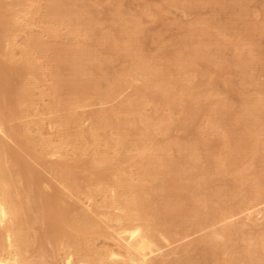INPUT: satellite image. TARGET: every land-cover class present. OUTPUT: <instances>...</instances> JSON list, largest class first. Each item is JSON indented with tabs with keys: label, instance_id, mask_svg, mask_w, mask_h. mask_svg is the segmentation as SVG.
Masks as SVG:
<instances>
[{
	"label": "bare ground",
	"instance_id": "obj_1",
	"mask_svg": "<svg viewBox=\"0 0 264 264\" xmlns=\"http://www.w3.org/2000/svg\"><path fill=\"white\" fill-rule=\"evenodd\" d=\"M4 0H0V30H1V35L3 36V39H7V37L9 36L10 33L13 32V34H10V37H12L11 35H14V32L17 33L16 31H22L20 29H23V26L25 27H28V23H21V19L19 18V16L16 14V12L13 13L11 16L9 15L8 19H6L5 21V14H9V12H4L7 11V9H5L4 7V3H3ZM23 1V0H22ZM52 2L51 3H48L50 5L49 7V11L48 9L47 10V16L46 19L49 18V22H55V24L57 23H61L63 25H65V27H67L68 29L65 30V31H73L75 30L74 32L76 33L78 30V24L76 25L75 22L78 21L80 18V20H82V17H83V13H76L74 12V8L72 9V7H69L73 5L74 7V3L75 2H80V1H73V0H68L69 3H64L63 1H60V0H51ZM66 1V0H65ZM85 1V0H84ZM92 1V0H91ZM104 1V0H103ZM107 1V0H106ZM111 1V0H110ZM172 1V0H171ZM170 1V3H172ZM175 0H173L174 2ZM182 2L184 0H181ZM192 1V0H190ZM198 1V0H196ZM202 1V0H200ZM199 1V2H200ZM205 1V0H203ZM210 1V0H208ZM216 1V0H215ZM211 2L212 3H219V2ZM219 1V0H218ZM221 1H224V0H221ZM243 1V0H242ZM50 2V0H49ZM67 2V1H66ZM176 2L178 3V1L176 0ZM180 2V1H179ZM181 2V3H182ZM227 2V0H226ZM237 2H239L237 0ZM16 3V2H15ZM22 3V2H21ZM82 3V2H80ZM103 3V2H102ZM169 3V2H168ZM177 3H173L174 6H176ZM180 3V4H181ZM194 3H195V0H194ZM198 3V2H197ZM79 4V3H78ZM179 4V7H181L183 4L185 6L186 4V1L185 3H183L181 6ZM193 4V2L190 3V5ZM247 4V3H246ZM36 5V4H35ZM163 5V4H162ZM168 5H172V4H168ZM167 5V7H168ZM197 5V4H196ZM200 5V3H199ZM250 5V4H249ZM12 6V5H11ZM40 6V5H39ZM68 6V7H67ZM82 6V4H81ZM86 6V5H85ZM164 6V5H163ZM209 6V5H208ZM240 6V5H239ZM32 7V6H31ZM76 8H78V6L76 5L75 6ZM88 7V6H87ZM166 7V8H167ZM189 7V5H188ZM193 7V6H192ZM194 7H197V6H194ZM220 7V6H219ZM17 8V7H16ZM37 8V7H36ZM68 8V9H67ZM177 8V7H176ZM229 9V7H227ZM233 8V7H232ZM250 7H248L249 9ZM33 9V8H31ZM82 9V8H81ZM85 9H87L85 7ZM120 9V8H119ZM189 10H192V8H188ZM210 9V8H209ZM217 9V8H216ZM242 9V7H241ZM14 10V9H13ZM19 10V9H18ZM21 10V9H20ZM78 10V9H77ZM88 10L89 7H88ZM87 10V11H88ZM162 10V9H161ZM166 10V9H165ZM222 10V9H221ZM237 10V9H236ZM16 11V10H15ZM25 11V10H24ZM86 11V10H85ZM84 11V15H86ZM92 12H94L93 10H91ZM184 11V10H183ZM186 11V10H185ZM194 11V10H193ZM227 11V10H226ZM246 11V10H245ZM23 13V11H20ZM18 11V13H20ZM213 12V11H212ZM221 12V11H220ZM224 12V11H223ZM242 12L245 14L244 12V9H242ZM5 13V14H4ZM31 13V12H30ZM121 13V12H120ZM166 13V12H165ZM184 13V12H183ZM189 13V12H188ZM242 13V15H243ZM247 13V12H246ZM93 14V13H92ZM23 15V14H21ZM225 15V14H224ZM234 15V14H233ZM237 15V14H235ZM37 16V15H36ZM90 16V15H89ZM128 16V15H127ZM26 18V15L24 16L23 15V18ZM97 17V16H96ZM118 17V16H117ZM116 17V18H117ZM22 18V17H21ZM88 18V16H87ZM86 18V20H88ZM91 18V17H90ZM131 18V17H130ZM217 18V17H216ZM237 18V17H236ZM243 18V16H242ZM40 19V18H39ZM112 19V18H111ZM115 19V18H114ZM233 19V18H232ZM240 19V18H239ZM24 19H22V22H23ZM26 20V19H25ZM94 20V17L93 19ZM117 20V19H116ZM234 20V19H233ZM27 21V20H26ZM89 21H91V19H89ZM118 21V20H117ZM124 21V20H123ZM211 21V20H210ZM225 21V20H224ZM48 22V21H47ZM82 22V21H81ZM85 22V21H84ZM83 22V23H84ZM94 22V21H92ZM218 22V21H217ZM239 22V21H238ZM30 23V22H29ZM44 23V22H43ZM82 23V24H83ZM87 23V21L85 22ZM91 22H89L90 24ZM95 23V22H94ZM93 23V24H94ZM127 23V22H126ZM133 24V21L131 22ZM206 25H207V22H205ZM212 23V22H210ZM208 23V24H210ZM7 24V25H6ZM28 24V25H27ZM32 24V23H31ZM45 24V23H44ZM80 25L82 26L83 29L81 30H84V29H90L92 27H86L87 25H89L88 23L86 24L85 27H83V25ZM121 24V22H120ZM119 24V25H120ZM124 24V23H123ZM122 24V25H123ZM128 24V23H127ZM126 24V25H127ZM220 24V23H219ZM224 24V23H223ZM222 24V26H223ZM46 25V24H45ZM51 25V23H50ZM11 26V27H10ZM53 26H54V23H53ZM56 26V25H55ZM54 26V27H55ZM59 26V25H58ZM128 26V25H127ZM137 26V22L134 24V26H131V28L133 27L134 31L135 30H139L138 27L136 29ZM212 26V25H211ZM226 26V24L224 25ZM25 27V28H26ZM30 27V26H29ZM57 27V26H56ZM62 27V26H61ZM59 27L61 30L62 28ZM64 27V28H65ZM130 27V26H128ZM127 27V28H128ZM210 27V26H209ZM213 27V26H212ZM13 28L14 30H16L18 28V30L16 31H13ZM49 29V27H47ZM52 27L50 26V29ZM93 28H96V23H95V26ZM92 28V30H93ZM120 28V27H119ZM124 28H125V24H124ZM123 28V29H124ZM125 29L127 30L126 32H129L132 31L131 29ZM192 28V27H191ZM216 28H218V26H216ZM215 28V29H216ZM219 28H221L219 26ZM225 28V27H223ZM221 28V30L223 29ZM45 29V28H44ZM47 30L48 32H51V30ZM117 30V33H120L121 34H118V36L120 35L123 40H125L126 38L123 37V32L122 31H125V30ZM200 30V28H197V30ZM207 29L209 30L208 26H207ZM212 29V28H210ZM226 29V28H225ZM259 29V28H257ZM256 28H249L248 31L251 32V31H256L257 30ZM59 30V29H58ZM64 30V29H63ZM92 30H89L92 31ZM110 30V29H109ZM130 30V31H129ZM196 30V31H197ZM197 31V32H201V31ZM203 30V29H202ZM219 30V29H218ZM227 30V29H226ZM57 31V30H56ZM87 31V30H85ZM114 31V30H112ZM145 31V30H144ZM212 31V30H211ZM220 31V30H219ZM247 31V30H245ZM263 31V30H262ZM58 33H60L59 31H57ZM62 32V31H61ZM71 32H69L71 34ZM81 32V31H80ZM208 32V31H207ZM21 33V32H18V34ZM46 33V32H45ZM54 33V29L52 28V32L47 36H50ZM68 33V34H69ZM73 33V32H72ZM85 33V32H84ZM94 33V32H93ZM136 33V32H135ZM138 34L140 33L139 31L137 32ZM145 32H143L144 34ZM191 33V32H190ZM204 33V32H203ZM224 33V32H223ZM246 33V32H244ZM253 33V32H252ZM251 33V34H252ZM56 34V33H55ZM81 33H79L80 35ZM112 34V33H111ZM114 34V33H113ZM125 34V33H124ZM131 34V33H130ZM200 34V33H199ZM209 35V32L206 33ZM217 34V32H216ZM215 34V35H216ZM222 34V33H220ZM250 34V35H251ZM260 34V33H259ZM72 35V34H71ZM77 35V34H76ZM86 35V34H84ZM83 35V37H84ZM89 33H87L86 36H88ZM90 35H92V32L90 33ZM95 35V34H94ZM102 34H100L99 36H101ZM107 36L104 37L103 40H101L103 43L101 46L103 47L104 45L107 46V50L109 51V53H115V56L116 54L118 55V50L121 51L120 49V46L122 45V43L124 44V42H122L123 40L118 37V39H114L111 37V35L109 36L108 34H106ZM123 35V36H122ZM131 35L132 38H135V36H137L135 34L132 33ZM188 35V34H187ZM186 35V36H187ZM196 35V34H194ZM198 35V34H197ZM207 35V36H208ZM219 35V34H218ZM247 35V33H246ZM17 34H15V37L14 38H17L16 37ZM21 36V35H19ZM59 36V35H58ZM81 36V35H80ZM85 36V37H86ZM113 36V35H112ZM115 36V35H114ZM126 36V34H125ZM200 36V35H199ZM79 37V36H78ZM93 37V35H92ZM97 37V36H96ZM128 37V36H127ZM142 37V36H141ZM193 37V36H192ZM250 37V36H248ZM252 37V36H251ZM260 37V35H259ZM13 38V37H12ZM88 40H90L91 36L89 37H86ZM119 38L122 40L121 43H120V46H119ZM125 38V39H124ZM131 38V37H130ZM130 38H127V44H131L133 43V41H137L139 43L140 46H143L140 44V40L138 41L137 38L135 39H130ZM187 38V37H186ZM184 38V39H186ZM204 38V36H203ZM213 38H216L215 36H213ZM212 38V40H213ZM222 38V37H221ZM34 39V38H33ZM85 39V40H87ZM129 39L131 40V43H129ZM198 39V38H197ZM202 37L199 39L201 40ZM217 39V38H216ZM220 39V38H218ZM217 39V40H218ZM250 39V38H248ZM9 40V39H8ZM11 40V39H10ZM7 41L9 43V47H7V50L8 52L6 53V56H8L10 58L9 63H12L13 64V58L11 56V54L13 55L15 49L18 47L16 42L12 41L10 42ZM32 40V39H31ZM74 40V39H73ZM93 40V39H92ZM91 40V41H92ZM96 40V39H95ZM94 40V41H95ZM133 40V41H132ZM198 40V42H199ZM215 40V39H214ZM229 40V39H228ZM4 40H2V38H0V45H3V42ZM97 41H99V39H97ZM96 41V43H97ZM145 41V40H144ZM184 41V40H183ZM189 41V40H187ZM185 41V42H187ZM201 41H205L204 39L201 40ZM200 41V43H201ZM231 41V40H230ZM259 41V40H258ZM6 42V40H5ZM6 42V43H7ZM28 42V41H27ZM75 42V41H74ZM80 42H82L80 40ZM134 42V43H135ZM136 42V45H138ZM211 42V41H209ZM213 42V41H212ZM218 42V41H217ZM240 42V41H239ZM250 42V41H249ZM33 43V42H32ZM87 45L89 46V43L86 42ZM86 43H82V46L85 45ZM92 43V42H91ZM90 43V44H91ZM95 43V46L97 47L98 45H96ZM100 43V41H99ZM143 43V42H142ZM146 43V41H145ZM182 43V42H181ZM207 42L205 41V44ZM257 43V42H256ZM46 45V43H44ZM42 44L41 45V42H38L37 40H34V44L31 45V47L41 53H44V51H46V46L44 47ZM191 44V43H190ZM199 44V43H198ZM214 44V42H213ZM217 44V43H216ZM221 44V47H227V44L226 43H223V42H219V45ZM232 44H234L232 42ZM260 44V43H259ZM138 45V46H139ZM183 45V44H182ZM207 45V44H206ZM215 45V44H214ZM235 45V44H234ZM232 45V47L234 46ZM237 45V44H236ZM239 45V43H238ZM254 45V44H253ZM4 46V45H3ZM86 46V47H88ZM92 46V44H91ZM90 46V47H91ZM124 46V45H123ZM123 46L121 48H123ZM131 46L133 47V44H131ZM185 46V44H184ZM202 46V44H201ZM209 46V45H208ZM207 46V47H208ZM217 45H215L214 47H216ZM29 47V46H28ZM48 47V46H47ZM75 47V46H74ZM79 47V48H78ZM76 47L75 49H69L67 51L66 54H63L65 50H62V53L63 55H60V56H57L59 57V59L56 58L55 56V60L57 61V69H59V72L56 73V83H55V91H56V94H55V97H58L61 98V94L64 95L65 93L63 92V90H66L67 91V95H69V98H71L70 96H75V98L77 96L80 95V93H82L81 95H85L88 91H92V92H95L97 91L98 89H100V86L101 84L105 81L107 82H110V77H109V74H108V71L110 70L111 71V75L112 74H115V75H118L117 73H112V68L110 65V63H107L106 64V68H104L103 64L104 62H98V59L99 58V55L96 54V52L92 51V53H94V55L96 54L97 56H92L91 53L89 54L88 52H90V50H84L82 48L83 51H75L77 48L80 49L81 45ZM85 47V46H83ZM128 47V46H127ZM135 47V46H134ZM146 47V46H145ZM182 47V46H181ZM189 47V46H188ZM204 47H206L204 45ZM202 47V51L200 53L203 52V49H206ZM213 47V46H212ZM218 47V46H217ZM220 47V46H219ZM222 47V48H223ZM229 47V46H228ZM227 47V50L229 49ZM235 47V46H234ZM5 48V47H3ZM27 49V47H25ZM30 48V47H29ZM98 48V47H97ZM101 48V47H100ZM105 48V47H104ZM138 48V47H136ZM135 48V49H136ZM198 48V47H197ZM231 48V46H230ZM21 49V48H20ZM103 49V48H102ZM209 49V47H208ZM233 49V48H232ZM239 49V48H238ZM70 50L74 51L72 53H70ZM99 50V49H98ZM117 50V51H116ZM124 50V49H123ZM128 50V48H127ZM131 50V49H129ZM133 50V49H132ZM141 50V48H140ZM167 50V49H166ZM182 50V49H181ZM194 50V49H193ZM198 50V49H197ZM214 50V48H213ZM217 50V49H215ZM218 50L221 51V48H218ZM3 51V50H2ZM25 51V50H24ZM30 51V49H29ZM36 51V52H37ZM125 51V50H124ZM143 51V48L142 50ZM140 51V52H141ZM147 51V50H146ZM196 51V50H195ZM194 51V52H195ZM210 51V50H209ZM208 50L207 51H204L203 54H206V52H209ZM48 52V51H47ZM139 51L135 50V53L131 52L129 53L130 56H127L126 58L129 60V57L130 59L133 61V64L134 62L136 63L135 66H139V70H141L140 72H142L141 74L144 76V78L147 79V77L151 78L152 77V74L149 72V63L148 65L146 66V63L144 62L145 59H142L141 57L144 55V54H141ZM144 52H145V48H144ZM181 52V51H180ZM218 52V51H217ZM223 52H224V49H223ZM233 52V51H232ZM49 53V52H48ZM54 53V52H53ZM98 53V52H97ZM143 53V52H142ZM198 54V52L196 51V56L195 57H201L200 55H203V54ZM214 53V52H213ZM212 53V56H214ZM221 53V52H220ZM22 54V53H21ZM58 54V52H56V55ZM100 54V53H99ZM112 54V55H113ZM141 54V55H140ZM147 54V53H146ZM160 54V53H159ZM179 54V53H178ZM181 54V53H180ZM239 54V53H238ZM101 55H103L101 53ZM100 55V56H101ZM111 55V56H112ZM128 55V54H127ZM177 55V54H176ZM184 55H187V54H183L182 53V56ZM189 55V53H188ZM192 55V54H191ZM190 55V57H191ZM248 55V54H247ZM242 56L241 54V60H240V67H242V72L244 74H246V70L248 69V66L250 65L251 63V60H252V57L250 56ZM261 55V54H259ZM4 55L0 53V264H52L50 262V259L49 257L47 256V252H46V247L47 245L49 246H52V248L54 247H67V249L69 250L66 255V259H65V263L64 264H163V263H159V261L157 262V260L155 259V256L157 255V253L161 252L162 250V247L161 245H163L161 242H163L161 240L164 239V240H169L168 238V235L171 234V231H169V229L172 227V224L170 225L169 223L171 222H177V216L179 214V216L183 213L186 214H189L188 216H195L193 218H191V222H194V219L197 218L196 222L194 223H189L187 224V226H185L186 224H184V229H186L187 233L191 232V231H188V230H192V231H195L197 232L198 230H204L206 231L205 229H207V231L209 230V228L211 229L208 233H206V235H202L201 238L199 239H196L194 242H191L193 245L192 247L195 248L196 250H199L198 253L200 254L201 252V256L197 259V260H192V262L189 260L188 258V261L186 260H183L181 261V263L178 262V259H177V262H174V264H207V262L210 260L209 257L211 256H214L216 255L218 251V249L221 248H224V247H229L231 246L229 243L232 242V239H233V236L235 234H239V232H241V229L238 227L239 225H236V223L234 222H231L229 220H231L233 218L232 214L233 213V206L236 205L237 207H241V209L245 207H243V205L248 202V198L250 197V200H253V201H264V154H262V150L264 149H258V148H251L253 147V145L255 146V144L257 145L261 140H258L257 138L260 137V135H262L261 133H264V127L261 128L263 125H264V100H260V101H257V100H253V99H249L251 97H249L248 99L246 98L245 101H242L243 102V108L240 109L241 112L238 114H236V116H234L235 114L233 113V110H232V105L230 104H227L228 106H230L229 108H226V107H221V109H219V107L217 108V110H220V112H216L215 111V114L212 110H210L213 114L215 115L214 118H216L217 120V117H218V123L220 124L221 126V129L223 128L225 130L222 129V133L224 134V139L225 140H221L223 144H225L226 142H229L227 144L226 147H230L229 144L230 142L233 141V143L235 144L234 145V148L233 149V153L230 154L232 151V148L231 150L229 151V156L226 157L225 155V158H222V157H219V158H215L213 156V154L217 155L216 153H212L210 150V148H212V151L214 146L210 147V143L208 145V143L205 144L206 146V149H205V156H204V153L201 154L202 150H200V147L199 145H195L194 148L192 146H190L189 149L193 150V149H197L199 150L198 152H201L199 155H197L195 153V150L193 151H189L188 150L187 153L186 151H184V154L186 153V155L183 156L181 150H184V148H180L181 150H177L179 151V153H181L180 157H178L176 160L177 161H174L173 163H175L176 165V162H177V165L174 167V169H172V167H167L168 164H169V158L168 156L166 155V148L169 149H172V148H176L175 143H173V145H169L168 144H165L167 145L168 147L166 146H162V152L161 154H158L156 155V153L159 152L158 148L157 150L155 149V153L153 154V148L152 146L150 147H142V148H137L136 147V151L141 149V151L138 152V156L137 158H133L134 160H138V157H139V160L140 163H144L143 160L141 158H143L144 160L150 162L153 164L154 162V165H158V169H156L157 167H154V169L158 170L157 172H161V174L159 175V173H157L158 175L157 176H152V178L149 180V178H146V172L147 171H139L137 172V174H133L134 172H131V174H129V170L126 169L124 171V169L122 170L121 169V165L119 166L118 163L120 164V160L121 158L119 159H116L118 157L117 155L115 157L114 153V160H117V161H114L113 159L109 158V157H113V155H110V156H107V157H104V158H101V157H97L96 153L94 152L95 149L91 146V150L92 148L94 149V151L92 152L89 148V146H86L85 148H81V149H78L81 147V145L78 146L77 149H75L77 147V145L75 146V154H73L74 152H71V154L75 155L73 159H71V162L73 164H71L70 159L71 156L70 154L68 155V153L65 154L67 155L65 157V154H61L63 155L65 158H63V156H61L59 153H60V150L58 148V144H57V148L56 147H53L55 149H53L52 151H48V148L50 147V144L49 142H45L43 139L41 138H36L35 137H31L29 136V130L26 129V128H23L21 127L22 125L20 124V121L19 120H23V117H26L24 115H27L29 112V107L31 108L30 105H32V102H30L29 104V100L32 101L33 99L30 98L33 97L31 92H33L32 90L35 89L39 83V78H38V74H37V69L40 70V68L37 67V65L35 64V59H33V57H31V53L28 52V51H25L22 55H21V61H18L21 63L22 66H24V68L22 69V71H16L17 72V75H10L9 72L11 70V67H13V65L9 64V72H7L5 69H6V66L4 65V63L1 61L2 57ZM48 56V55H47ZM150 56V55H149ZM158 56V59L160 58L159 55ZM173 56V55H170V57ZM206 57H203L202 58H206V60L204 61H207L209 57H212V56H209V55H205ZM215 56L217 57L216 60L220 59L219 62H223L222 58H219L217 56V54H215ZM222 57V55H220ZM236 56V55H235ZM16 57V55H15ZM105 57V56H104ZM114 56H112L113 58ZM119 57V56H117ZM145 57V56H144ZM143 57V58H144ZM177 57V56H175ZM195 57L193 59V57L189 58L190 61L193 62V60H195ZM239 57V55H238ZM102 58V57H101ZM109 58V57H108ZM124 59L125 56L123 57ZM154 58V56H153ZM173 58V57H172ZM106 60V58H104ZM147 59V58H146ZM162 59V58H161ZM178 60L179 59H185L184 57H180V58H177ZM187 59V58H186ZM185 59V60H186ZM196 59H199V58H196ZM211 60H215L214 57L210 58ZM209 59V60H210ZM6 60V61H7ZM19 60V59H18ZM51 60V59H50ZM54 60V61H55ZM100 60V59H99ZM103 61V59H101ZM109 60V59H108ZM113 60V59H112ZM111 60V61H112ZM122 60V59H121ZM119 60V61H121ZM127 60V61H128ZM166 60V59H165ZM55 61V62H56ZM110 61V62H111ZM125 61V60H124ZM182 61V60H180ZM195 61H198V60H195ZM231 62V60H229ZM239 61V60H238ZM238 61L236 62V58H235V61L234 63H238ZM130 62V60L128 61ZM178 63V61H176ZM184 62V60H183ZM187 62V61H186ZM199 62V61H198ZM212 62V61H210ZM216 62V61H214ZM214 62H212L210 65H212ZM18 63V64H20ZM120 63V62H119ZM174 63V62H173ZM181 63V62H180ZM190 63V62H188ZM188 63H187V66H188ZM194 63V62H193ZM196 63V62H195ZM202 60H200V64L199 66H202ZM207 63V62H206ZM224 63V62H223ZM233 63V64H234ZM238 63V64H239ZM255 63V62H254ZM53 64V63H52ZM183 64V63H182ZM191 64V63H190ZM204 64V63H203ZM215 64V63H214ZM213 64V65H214ZM217 64H220L217 62ZM217 64H215V67H217V70L218 68L220 67V69L222 70L223 69V64H220L222 66H216ZM228 64V63H227ZM231 64V63H229ZM232 64V65H233ZM238 64H236L238 66ZM119 65V64H118ZM151 65V64H150ZM175 65V64H174ZM180 65V64H179ZM198 65V64H197ZM235 65V64H234ZM16 66V65H15ZM133 66V65H132ZM132 66L130 67L129 65V68H128V72H130ZM133 66V67H135ZM163 66V65H161ZM170 64H169V68H170ZM183 66V65H182ZM192 66V65H191ZM204 66V65H203ZM207 66V65H206ZM150 70H152L153 67L155 66H150ZM157 67V66H156ZM165 67V65H164ZM173 67V66H172ZM171 67V68H172ZM178 66H176L177 68ZM213 67V66H211ZM233 67V66H232ZM264 67V66H263ZM14 68V67H13ZM17 68V66L14 68V70ZM175 68V67H174ZM186 68V67H185ZM253 68V67H252ZM18 69V68H17ZM16 69V70H17ZM21 69V68H20ZM107 69V70H105ZM136 69V68H134ZM154 69V68H153ZM225 69V68H224ZM230 69V68H229ZM66 70H69L67 71V73H71L69 74V76H67V73L65 72ZM106 72H105V71ZM127 70V69H126ZM167 70V69H166ZM184 70V69H183ZM201 70V69H200ZM220 70V71H221ZM12 71V70H11ZM63 71L65 72L64 74H66V77L62 74ZM117 71V70H116ZM156 71V70H155ZM172 71V70H171ZM186 71V69H185ZM204 71V70H203ZM216 71V70H215ZM238 71V70H237ZM241 71V70H240ZM15 72V74H16ZM39 72V71H38ZM99 72H103L104 74H100ZM123 72V71H122ZM163 72V71H162ZM187 72V71H186ZM189 72V71H188ZM192 72V71H191ZM200 72V71H199ZM205 72V71H204ZM224 72V71H223ZM25 73V74H24ZM120 73V72H118ZM131 73L132 75L134 74L133 72V69L131 70ZM136 73V71H135ZM137 73L138 70H137ZM159 73V71H158ZM173 73V72H172ZM178 73V72H177ZM203 73V72H202ZM213 73V72H212ZM241 73V72H240ZM122 74V73H121ZM126 74H127V71H126ZM129 74V73H128ZM140 74V73H139ZM174 74V73H173ZM188 74V73H186ZM221 74V73H220ZM233 74V73H232ZM231 74V75H232ZM235 74V73H234ZM242 74V73H241ZM240 74V75H241ZM140 75V76H142ZM162 75V73H160V76ZM165 75V74H164ZM185 75V74H184ZM201 75V74H200ZM226 75V74H225ZM126 76V75H125ZM131 76V75H130ZM138 76V75H137ZM156 76V75H155ZM199 76V75H198ZM224 76V75H222ZM17 77V81L19 80L20 81V88L21 89H18L16 90V86H14V78ZM87 77L88 79L84 80V78ZM165 77V76H164ZM205 77V76H204ZM241 77H246V75H243ZM121 78V75L117 78H114L112 80V82L108 83L109 84V88L105 94V98H109L111 101H112V97L118 92V89H123L122 85H126V89L127 87H129L130 85H128V80L127 82H124V78H122L121 80H123V84H121V80L119 79ZM132 78V77H131ZM135 78V77H133ZM132 78V79H133ZM139 78V77H138ZM163 78V77H162ZM174 78V77H173ZM196 78V77H195ZM203 78V77H202ZM217 78V77H216ZM222 78V77H221ZM126 79H128V76L126 77ZM156 79V78H155ZM159 79V77H158ZM220 79V77H219ZM236 79V78H235ZM41 80V79H40ZM143 80V79H142ZM177 80V79H176ZM184 80V78H183ZM218 80V79H217ZM126 81V80H125ZM131 81V80H130ZM145 81V80H144ZM159 81V80H158ZM173 81V80H172ZM180 81V80H179ZM219 81V80H218ZM233 81V80H232ZM148 82V85L145 84V82H142L143 83V86L145 84L144 87L141 86L138 87L139 89H137V96L138 98H136L137 100H129L125 105H122V111H120V108L117 113H113V111H111L112 113H108V114H104L103 112V115H99L100 116H95L94 117V125H92L93 127H89L91 128L90 130L88 128L87 131L83 130L84 128L80 127L81 130H77L78 133L77 135L75 136L76 137V140L75 141H79V140H83L85 145H89V144H95L96 142L99 143V140L102 141V138L107 140V143H111L112 141L115 142L116 144V147H119V149H122L121 150V153H123V147L125 145V142L128 141L127 140V135H131L133 133H137V135L140 134L139 138L140 140L143 141L142 138L145 139L146 141V138L149 137V140H150V136L153 137V135L155 133L159 134V131H162L164 129H166L167 131V134H169L171 130H169V128L171 127L170 124L168 127V124L167 123H164V124H167L166 127H164L163 123L161 122L160 124H155L154 122H152V118H148V117H144L145 115H143L141 113V115H139V118L136 117L138 116L136 114L139 113L138 111H135L137 109H142L144 106L142 102H144L143 100L146 99L147 97L149 98L151 96V89L150 86H149V80L147 81ZM130 83V82H129ZM155 83V82H154ZM158 83V82H156ZM155 83V84H156ZM172 83V82H171ZM187 83V82H186ZM215 83V82H214ZM18 84V83H17ZM173 84V83H172ZM171 84V85H172ZM245 84V83H244ZM161 85V84H160ZM178 85V84H177ZM185 87H190L188 86V84L186 85L184 83ZM190 85V84H189ZM111 86V87H110ZM134 86V85H133ZM169 86V85H167ZM174 86V85H173ZM181 86V85H179ZM179 86L178 89H179ZM192 86V85H191ZM220 86V85H219ZM132 87V86H131ZM158 87H159V84H158ZM172 87V86H171ZM176 86H174V88H177ZM160 88V87H159ZM159 88H157L156 91H160L159 92H154V90L152 89V93H155L153 94L154 96L158 95L160 99L163 98V100H160L161 101V105L162 103L166 102V100L164 99H167L168 100V96H170L171 94H169L167 92V88L164 86V87H161L160 90ZM191 88V87H190ZM155 89V88H154ZM170 89V88H169ZM103 90V89H102ZM183 90V89H182ZM193 90V89H192ZM214 90V89H213ZM232 90V89H231ZM20 91V92H19ZM64 93H62V92ZM101 91V90H100ZM106 91V89H105ZM103 90V92H105ZM150 91V92H149ZM173 91V90H170V92ZM175 91V90H174ZM184 91H187V88L186 90ZM13 92H14V97H13ZM61 92V93H60ZM99 92V91H98ZM149 92V93H148ZM121 93V92H120ZM136 93V91H135ZM183 93V92H182ZM194 93V92H193ZM192 93V94H193ZM79 94V95H78ZM103 94V93H102ZM101 94V96H102ZM176 94V93H175ZM195 94V93H194ZM54 95V94H53ZM104 95V94H103ZM191 95V94H190ZM229 95V94H228ZM65 96V95H64ZM62 96V97H64ZM92 96V95H91ZM117 95H115L116 97ZM157 96V97H158ZM194 96V95H193ZM211 96V95H210ZM237 96V95H236ZM261 96V95H260ZM82 97V96H81ZM80 96L77 97L75 102L76 103H80L81 105V101L82 98ZM85 97V96H83ZM94 97H95V93H94ZM94 97H91L94 99ZM152 97V96H151ZM150 97V98H151ZM157 97L156 100H157ZM173 97V96H172ZM177 97V96H176ZM180 97V96H179ZM185 97V96H184ZM191 97V96H190ZM189 97V98H190ZM234 97V96H233ZM67 97H65L66 99ZM73 98V97H72ZM71 98V99H72ZM90 98V96L88 97ZM91 98L88 100L89 102H91ZM103 98V97H101ZM154 98V97H153ZM183 98V97H181ZM180 98V99H181ZM188 98V96H187ZM232 98V97H231ZM230 98V99H231ZM264 98V97H263ZM262 98V99H263ZM108 99V100H109ZM173 99V98H172ZM198 99V97L196 96L195 100ZM60 100V99H58ZM104 100V99H103ZM102 100V101H103ZM159 100V99H158ZM191 99H189L190 101ZM200 100V99H199ZM203 100V99H202ZM57 100L55 99L54 102H56ZM61 101V100H60ZM67 101V100H66ZM72 101V100H71ZM94 101V100H93ZM146 101V100H145ZM148 101V99H147ZM154 101V99L152 100ZM172 101V100H171ZM171 101H168V102H171ZM188 101V99H187ZM192 101V100H191ZM194 101V100H193ZM192 101V102H193ZM85 102V101H83ZM176 102V100H175ZM185 102V101H184ZM191 102V103H192ZM202 102V101H201ZM201 102H199L201 104ZM240 102V103H242ZM34 103V102H33ZM62 103V102H60ZM59 103V104H60ZM65 103V100L64 102ZM60 104L59 106H64V104ZM69 103V102H67ZM87 103V102H86ZM125 103V102H124ZM148 103V102H147ZM159 103V102H158ZM187 103V102H186ZM208 103V102H207ZM226 105V102H224ZM229 103V102H228ZM239 103V102H238ZM70 104V103H69ZM85 104V103H84ZM90 104V103H89ZM88 104V105H89ZM142 104V105H141ZM151 104V103H150ZM163 104V105H164ZM180 104V103H179ZM188 104V103H187ZM186 104V105H187ZM190 104V102H189ZM193 104V103H192ZM205 104V103H204ZM202 104V105H204ZM223 104V103H221ZM50 105V104H49ZM54 105V103H53ZM79 105V107H80ZM147 105V104H146ZM160 105V104H159ZM169 105V104H168ZM176 105V104H174ZM185 105V106H186ZM226 105V106H227ZM36 106V105H35ZM66 106V105H65ZM64 106V107H65ZM72 106H74L72 104ZM87 106V105H86ZM142 106V107H141ZM183 106V105H182ZM184 106V107H185ZM206 106V104H205ZM204 106V107H205ZM222 106V105H221ZM234 106V105H233ZM236 106V105H235ZM172 107V106H171ZM188 107V105H187ZM187 107L184 108V112L186 111H190L189 113H185V116H188V114L192 115L196 112L193 113L191 112V109L190 107L188 109L190 110H187ZM192 107V105H191ZM202 107V106H201ZM28 108V109H27ZM59 108V107H57ZM67 108H70L67 107ZM72 108V107H71ZM73 108H76L73 107ZM72 108V109H73ZM170 108V107H169ZM211 108V107H210ZM223 108V109H222ZM78 109V108H76ZM146 109V108H145ZM193 109V108H192ZM207 108H203V110H205ZM226 109V110H225ZM229 109V110H228ZM32 110V108H31ZM199 111H203L202 109H198ZM216 110V109H215ZM231 110V111H230ZM66 111V110H65ZM141 111V110H140ZM206 111V110H205ZM204 111V112H205ZM68 112H70L68 110ZM77 112V111H76ZM75 112V113H76ZM232 112V113H231ZM26 113V114H25ZM34 113V112H33ZM70 113H74V112H70ZM122 113V115H121ZM192 113V114H191ZM199 113V112H198ZM201 113V112H200ZM199 113V114H200ZM210 113V112H209ZM238 113V112H237ZM80 114V115H79ZM77 116L81 117L82 114L79 113ZM157 114V113H156ZM187 114V115H186ZM206 114V113H205ZM231 114H234L232 115L233 116V121H232V124H229V126H227L225 124V120L232 118V116H230ZM30 115V114H29ZM69 115V113H68ZM92 115V114H91ZM204 115V114H203ZM209 115V114H208ZM227 115H229L227 117ZM133 116V117H132ZM166 116V115H164ZM194 116V115H193ZM217 116V117H216ZM68 117V116H67ZM72 117L74 119H72ZM76 119L75 116H70V119L71 120H77V122H79V120H82V119ZM163 117V115H162ZM159 118L160 120L163 118ZM171 117V115H170ZM174 117V116H173ZM200 117V116H199ZM202 117V116H201ZM223 117H227V119L225 118V120H223ZM236 117V118H234ZM90 118V117H89ZM167 118V117H166ZM187 118V119H186ZM185 120H188L189 118V121H187V123L189 122H192L194 123L193 121L190 120L191 116H188L186 117ZM194 118V117H193ZM191 118V119H193ZM210 118V117H209ZM213 118V117H212ZM211 118V119H212ZM213 118V119H214ZM66 119V118H65ZM68 119V121L70 120ZM87 118L85 117V120ZM170 119V118H169ZM171 119H174L171 117ZM170 119V120H171ZM195 119V118H194ZM193 119V120H194ZM197 119V118H196ZM63 120V119H62ZM67 120V119H66ZM65 120V121H66ZM89 120V119H88ZM166 120V119H164ZM163 120V121H164ZM184 120V118H183ZM201 120V119H200ZM215 120V119H214ZM221 120H222V123H221ZM232 120V119H231ZM19 121V124L17 122ZM66 121V122H68ZM90 121V120H89ZM157 121V120H156ZM167 121V120H166ZM212 120H210L211 122ZM230 121V120H229ZM15 124L17 123L18 125H13L12 123ZM57 122V121H56ZM61 122V120L59 121ZM71 122V121H70ZM69 122V123H70ZM174 122V120L172 121ZM177 122V121H176ZM227 122V121H226ZM234 122V123H233ZM23 123V122H22ZM67 123V124H69ZM76 123V122H75ZM73 123V125L75 124ZM93 123V122H92ZM159 123V122H158ZM188 123V124H189ZM213 122H211L212 124ZM228 123V122H227ZM29 125V123H27ZM61 124V123H59ZM64 124V123H62ZM80 124V123H79ZM175 124V122H174ZM173 124V125H174ZM218 124V125H219ZM225 124V125H224ZM21 125V126H20ZM66 125V124H65ZM76 125V124H75ZM74 125V126H75ZM177 125V124H176ZM184 125V124H183ZM191 125V124H190ZM217 125V126H218ZM230 125H232L230 127ZM178 126V125H177ZM176 126V127H177ZM186 126V127H185ZM183 126L184 128H187V124ZM212 126V125H210ZM224 126V127H223ZM26 127V126H25ZM29 127V126H28ZM27 127V128H28ZM214 127V126H212ZM229 127V128H228ZM242 127L241 129H243V131L241 132L239 130V128ZM69 127L66 126V129L68 130ZM174 128V127H173ZM182 128V129H184ZM190 128V127H189ZM228 128V129H227ZM108 129H115L114 131H116V135H115V139H109L108 136L106 135H101L99 134V131L101 132V130L103 131H106ZM171 129V128H170ZM181 129V128H180ZM169 130V131H168ZM185 130V129H184ZM60 131V130H59ZM102 131V132H103ZM164 131V133L166 132ZM220 131V130H219ZM219 131L217 130V132H215V134L218 133L219 136L217 137H220V134H219ZM32 132V131H31ZM112 132V131H111ZM169 132V133H168ZM212 132V131H211ZM214 132V131H213ZM221 132V131H220ZM241 132V133H240ZM41 133V132H40ZM75 133V132H74ZM162 135L163 133L160 132ZM104 134V133H103ZM166 134V135H167ZM68 135V134H67ZM165 135V134H163ZM34 136V135H33ZM110 137H112L111 135H109ZM133 136V135H132ZM171 136V135H170ZM131 137V136H130ZM138 137V136H137ZM32 138H35V140L37 139V141L39 142H36L34 139ZM69 138V137H68ZM222 138V139H223ZM39 139L43 140V141H39ZM132 140V139H130ZM165 140V139H164ZM64 141V140H63ZM62 141V145L64 144V142ZM72 139L71 140H67V142L65 141V145L68 144H71L72 145ZM139 141V140H138ZM148 141V139H147ZM155 141V139H154ZM158 141V140H157ZM166 141V140H165ZM220 141V140H219ZM14 145L12 146L11 143ZM52 142V141H51ZM129 142V141H128ZM151 142V141H150ZM149 142V143H150ZM160 142V141H159ZM58 143V142H57ZM142 143V142H141ZM146 143V142H145ZM189 143V142H188ZM197 143V142H196ZM219 143V142H218ZM60 144V143H59ZM74 144V142H73ZM81 144H83V142H81ZM143 144V143H142ZM148 144V143H146ZM145 144V145H146ZM175 144V145H174ZM195 144V142H194ZM197 144H202V141L200 143V141H198ZM217 144V143H216ZM261 144V142H260ZM259 144V145H260ZM63 145V146H65ZM70 145V146H71ZM98 144L96 143V146ZM112 145V144H111ZM130 145H133L134 144H130ZM151 145V143H150ZM160 145H161V142H160ZM179 145V144H178ZM192 145V143H191ZM203 145V144H202ZM219 145V144H217ZM39 146H41L42 148H40L41 151H43L44 149V153H38L39 150ZM61 148V152L65 151V147ZM99 146V145H98ZM101 146V145H100ZM99 146V148H100ZM106 146V145H105ZM137 146V145H135ZM158 146V145H156ZM171 148H170V147ZM174 146V147H173ZM225 146V145H224ZM37 147V148H36ZM61 147V145L59 146ZM72 147V146H71ZM84 147V145H83ZM102 147V146H101ZM108 147V146H107ZM165 147V148H164ZM189 145L186 147L188 148ZM192 147V148H191ZM262 147V146H261ZM68 148V146L66 147ZM114 148V147H113ZM135 148V147H134ZM132 148V149H134ZM149 148H150V151L151 155H149ZM160 148V147H159ZM38 152H37V150ZM50 149H52L50 147ZM73 149V148H72ZM73 149V150H74ZM116 148L112 149L114 151H117L115 150ZM131 148H129L130 150ZM148 149V150H146ZM152 149V150H151ZM196 149V151H197ZM109 150V149H108ZM125 150V149H124ZM126 150H128V148H126ZM125 150V151H126ZM176 150V149H175ZM206 150H208V152H206ZM71 151V150H70ZM91 151V153L89 154V152ZM100 151V150H99ZM98 151V152H99ZM125 155L127 152H125ZM133 151V150H131ZM130 151V152H131ZM135 151V149H134ZM133 151V152H134ZM135 151V152H136ZM174 151L173 149L171 150V153L174 154ZM204 151V149H203ZM261 151V152H260ZM46 152H47V156L48 157H53L55 156L56 158L61 156L63 158V161H58L59 163H50L48 164V168L47 169H50L51 171L54 172V174L57 176V179L59 180V182L63 185V188L68 191L72 196L77 194L78 190L81 189L80 187V180H79V177L78 175H76V169L77 167H83L84 171H88L87 173H89L87 176V180L85 179V183H88V185H93L95 182V184H97V186L95 185V190H93L90 186V189L91 191L89 192V195H88V199L90 202L94 201L93 203L94 204H90V206L92 208L95 209V212H92V216H90V214L88 213H83V215L79 214V215H74L73 216V213H72V216H71V211H75L74 209L77 207V206H74L73 204L69 205L68 202H66V199L67 198H64L65 194H62L61 191L60 193L56 192L55 194L56 195H53L51 196L52 194L50 195H47L46 193L43 192L42 188L40 187V185H42V176L40 175V172L38 173V171L36 170V168L34 167V163L35 161H38L36 163H41L42 165L44 164H47V157L45 156L46 155ZM97 152V151H96ZM112 152V151H111ZM129 152V151H128ZM129 152V153H130ZM141 152V153H140ZM165 152V154H164ZM219 152V151H218ZM88 153L89 156L87 157L88 159L85 160L84 158V155ZM105 153V152H104ZM109 153V152H108ZM108 153H105L104 156H106V154ZM117 153H119L117 151ZM120 153V156L123 155ZM163 153V154H162ZM169 153V154H171ZM59 154V156H58ZM84 154V155H83ZM101 154V153H100ZM103 154V153H102ZM168 154V155H169ZM177 154V153H176ZM57 155V156H56ZM72 155V156H73ZM87 155V154H86ZM85 155V157H86ZM161 155V156H159ZM130 156V155H129ZM127 156V158L129 157ZM167 156V157H166ZM204 156V157H203ZM219 156V155H218ZM220 156H224V155H220ZM132 157V156H130ZM129 157V161H130V158ZM166 157V158H165ZM174 157V156H173ZM172 157V158H173ZM30 158L32 159H35V161L33 162L32 160H29ZM60 158V159H62ZM84 158V159H82ZM109 158V159H108ZM125 159V157H123ZM175 158V157H174ZM59 159V158H58ZM131 159V160H133ZM168 159V160H167ZM201 159V166H199L198 162L199 160ZM205 160V162H207L210 167L208 170H206L205 168H203L202 165L205 166V162H203L202 160ZM128 160V159H127ZM131 162L129 164V161H124L126 164H129L128 167L132 164L134 165V163H139V160L137 161H134ZM30 161L33 162V165H32V162L30 163ZM123 161V160H122ZM121 161V162H122ZM171 163H172V160L170 159ZM70 162V163H69ZM123 162V163H124ZM180 162V163H179ZM204 164H203V163ZM246 163L245 165H247L248 167L250 168H255L256 170V165H261L262 166V172L260 173H257V175H255L254 177L255 178H251L252 182L249 181V183L251 184L250 187L248 188V186H245L247 187L246 190H245V194L241 193L243 195V197H241V201H242V198H245V203L244 201L241 202L240 200L236 203V204H233V205H230L228 206V209H227V204H225L226 206L224 207V210H221L217 204V202L219 200L215 199L217 202L215 203V201L211 200V199H203L201 200L202 198L200 197H197L198 195V191H197V187H202L203 185L206 186V184H212V183H216L215 180L212 179V174L210 173L212 171V173H216L217 176H222L225 172L226 173H229V172H232L234 169H237V166L239 165V167L242 165V164H239V163ZM156 163V164H155ZM170 163V164H171ZM187 169L190 171H194L193 169H195L196 172H201L200 177L203 176V179L201 180H198L196 184H194V180H193V185H190L187 186V185H183L185 188H183L185 191H187V193H183V195H187V196H183L178 188L179 187H183L181 186V184H178L177 186V183L180 182L179 180L181 178L179 177H183L184 175H186V171L187 169L185 170V165H187ZM118 165V166H117ZM124 165V164H123ZM137 165V164H136ZM135 165V166H136ZM149 165V164H148ZM156 165V166H157ZM207 165V164H206ZM120 167V168H119ZM133 166H130L129 169H131ZM162 167L165 169V168H169L168 170L171 169V171H169L170 173H166L168 172V170L164 173L162 170ZM184 167V169H183ZM190 167V169L188 168ZM212 167V168H211ZM134 168V167H133ZM145 169L147 168L146 165L144 167ZM211 168V169H210ZM75 169V171H74ZM137 169V168H136ZM184 171H183V170ZM205 169V170H204ZM229 169V171H228ZM241 169V168H240ZM112 170H114V173L112 172ZM140 170V169H139ZM184 172L185 174L183 176H181L183 173L181 172ZM215 170V171H213ZM258 170V169H257ZM128 171V172H126ZM131 171V170H130ZM190 171V172H191ZM247 171V170H246ZM249 171V170H248ZM259 171V170H258ZM52 172V173H53ZM83 172V171H81ZM114 174L112 175L111 174ZM153 174H154V170L152 171ZM152 172H151V175H152ZM163 172V173H162ZM234 173L236 172L235 175L236 176V182L237 183H240L241 178L243 177H240L243 173V171H241L242 173H239V171H233ZM245 172V171H244ZM148 173V172H147ZM182 173V174H181ZM78 174V173H77ZM181 174V175H180ZM215 174V175H216ZM244 174V173H243ZM54 175V176H55ZM112 175V176H111ZM137 176L136 178H134V176ZM150 175V174H149ZM162 175V176H161ZM164 175V176H163ZM190 175V174H189ZM188 175V176H189ZM214 175V176H215ZM53 176V178H54ZM188 176H186L188 178ZM193 176V175H192ZM195 176V175H194ZM212 176V177H211ZM225 174L222 176L224 177ZM227 176V175H226ZM233 176V175H232ZM128 177V178H126ZM161 177V178H160ZM191 177V176H189ZM222 177H217L220 178L221 180L223 179ZM132 178V179H131ZM198 178V176H197ZM185 179V178H184ZM192 179V178H191ZM216 179V180H217ZM54 180V179H53ZM84 180V179H83ZM183 180V179H182ZM186 181H188V179H185ZM219 180V179H218ZM46 181V180H45ZM191 181V180H190ZM200 181V182H199ZM223 181V180H222ZM227 181V180H226ZM47 182V181H46ZM58 182V183H59ZM192 182V181H191ZM231 182V181H230ZM245 182V180H244ZM48 183V182H47ZM50 183V182H49ZM52 183V182H51ZM93 183V184H92ZM112 183V184H111ZM182 183V182H181ZM45 184V183H43ZM54 184V183H53ZM111 184L112 188H108ZM220 184V183H219ZM52 185V184H51ZM60 185V184H59ZM109 185V186H108ZM231 185V184H230ZM187 186V187H186ZM209 186V185H207ZM226 186V185H225ZM235 186V184H234ZM237 186V185H236ZM235 186V187H236ZM50 187V186H49ZM89 187V186H88ZM231 187V186H230ZM244 187V188H245ZM54 188V187H53ZM85 187H83L84 189ZM214 188V187H213ZM243 188V189H244ZM57 189V188H55ZM59 189V188H58ZM82 189V190H83ZM203 189L204 186H203ZM210 189V188H209ZM242 189V190H243ZM248 189V190H247ZM61 190V189H60ZM63 190V189H62ZM208 190V189H207ZM221 190V189H220ZM57 191V190H56ZM201 191V190H200ZM224 191V190H223ZM235 191V190H234ZM244 191V190H243ZM242 191V192H243ZM55 192V191H54ZM53 192V194H54ZM173 192V193H172ZM205 193V191H203ZM49 193V192H48ZM84 193V192H83ZM171 193V194H170ZM203 193V194H204ZM208 193V192H206ZM205 193V195H206ZM212 193V192H210ZM214 193V192H213ZM217 194V192H215ZM86 194V193H85ZM169 194V195H167ZM197 194V195H196ZM202 192H200V196H201ZM219 194V193H218ZM227 194V193H226ZM226 194L224 195L226 197ZM67 195V194H66ZM104 195V201L102 200L101 203L97 201V199H99L98 197L99 196H102ZM166 195V196H165ZM214 195V194H213ZM233 195V194H232ZM241 195V196H242ZM87 196V194L85 195ZM169 196V197H168ZM228 196V195H227ZM165 197V199H164ZM166 197H168V199L170 198V200L166 199ZM202 197V196H201ZM211 197V196H209ZM215 197V196H214ZM213 197V198H214ZM222 197V196H221ZM248 197V198H247ZM207 198V196H206ZM218 198V197H217ZM229 198V197H228ZM233 198V197H232ZM69 199V198H68ZM225 199V198H223ZM77 200H78V197H77ZM168 200V201H167ZM228 200V199H226ZM79 201V200H78ZM188 202V203H191L192 207L191 209H193V211L189 208H185L184 206V203L185 202ZM230 201V199H229ZM251 201V202H253ZM184 202V203H183ZM228 202V201H227ZM241 202V203H240ZM68 203V205H67ZM75 203V202H74ZM77 203V202H76ZM86 203V202H85ZM84 203V204H85ZM219 203V202H218ZM225 203V202H224ZM262 203V202H261ZM220 204V203H219ZM231 204V203H230ZM252 204V203H250ZM256 204V203H255ZM78 205V204H77ZM187 205V204H186ZM259 205V204H258ZM261 205V204H260ZM73 206H74V209H73ZM79 206V205H78ZM251 207V205H249ZM255 206V205H254ZM85 207V206H84ZM165 207V208H164ZM188 207V206H187ZM257 207V205L255 206ZM254 207V208H255ZM260 207V206H259ZM78 208V207H77ZM80 208V207H79ZM83 208V207H82ZM164 208V209H163ZM258 208V207H257ZM85 209V208H84ZM88 209V208H87ZM90 209V208H89ZM88 209V210H89ZM106 210V209H109V210H112L113 212L111 213H107V212H103V213H100V211L98 210H102L103 211ZM160 209H163L165 211H160ZM168 209V210H167ZM238 208H236L234 206V210H236ZM77 210V209H76ZM80 210V209H79ZM82 210V209H81ZM186 210V211H185ZM254 210V209H253ZM98 211V212H97ZM101 211V212H102ZM107 211V210H106ZM184 211V212H183ZM227 211V212H226ZM241 211V210H240ZM84 212V211H82ZM160 212H163V213H160ZM164 212L166 213L165 215L167 216L165 219V221L162 222L159 228L158 225H155V221L157 220L158 217H160L159 215L161 214V216H165V215H162L164 214ZM183 212V213H181ZM187 212V213H186ZM191 212H195L194 215H192ZM78 213V211H77ZM80 213V211H79ZM159 213V215H158ZM235 213L237 214V212L234 211V214ZM243 214V213H242ZM245 214V213H244ZM94 215H97V216H94ZM184 216V214H183ZM237 216V215H235ZM246 220L245 222L248 223V221H250L251 223H256L258 224V221H260L262 218H264V209H261V208H258L254 211H252L251 209H247L246 211ZM182 216H180L178 219L180 220ZM162 218V217H160ZM185 218V217H184ZM190 218V217H189ZM237 218V217H236ZM169 219L171 221H169ZM234 219V218H233ZM176 220V221H175ZM190 220V219H189ZM244 220V219H243ZM248 220V221H247ZM158 222H160V219L157 220ZM237 221V220H236ZM179 222V221H178ZM174 223L176 225H178L179 223ZM190 222V221H189ZM221 222L223 223H227L225 224L224 226H220V228H211L213 226H217L218 223L221 224ZM243 223L242 222V226H246L247 224L246 223ZM164 223V224H163ZM181 223V222H180ZM184 223V222H183ZM182 223V224H183ZM185 223H188L185 221ZM158 224V223H157ZM169 224L170 227L167 225ZM257 224H255L257 226ZM36 225H40V229L39 227L36 228L37 226ZM259 225V224H258ZM179 226H181V224H179ZM178 226V227H179ZM42 227V228H41ZM174 227V226H173ZM175 228L174 227V232H175ZM254 228V227H253ZM179 229V228H177ZM197 230V231H196ZM248 230V229H247ZM253 230V229H252ZM181 231V229L176 233L179 234V232ZM198 231V232H199ZM206 231V232H207ZM173 233V232H172ZM182 234V231L180 232ZM193 233V232H192ZM175 233H173V235L171 236H174ZM246 234V233H245ZM251 234V233H250ZM253 234V233H252ZM184 235H186L184 233ZM192 235V234H191ZM190 235V236H191ZM183 236V234H182ZM236 236V237H237ZM240 236V235H239ZM262 236H264V234H262ZM262 236L260 237H254L251 239H249L248 241L249 242H255L256 240V244L253 245L252 243H250L246 248V253H247V257H244V258H241V260L243 259V263L242 264H264V237L261 238ZM100 237H105V238H108V239H112L113 241L116 242V246H117V250H112V251H99L96 249L93 248V244L94 242L96 241V239L100 238ZM177 237V236H176ZM189 237V236H187ZM261 238V239H260ZM183 239V238H182ZM245 239V238H244ZM235 236H234V239L233 241L236 243L238 241H235ZM247 240V239H246ZM170 241V240H169ZM245 241V240H243ZM247 242V241H246ZM233 243V242H232ZM231 243V244H232ZM234 244H232V248H234L235 250V247H236V254L239 252L238 250L240 249L239 246H238V250H237V246ZM245 243V242H244ZM229 244V245H228ZM238 245V243H237ZM240 245V244H239ZM185 246V245H184ZM36 247V248H34ZM226 247V248H227ZM243 247V246H242ZM35 250H34V249ZM190 249V247H189ZM228 249V248H227ZM244 249V248H243ZM61 250H65L64 248H62ZM107 250V249H106ZM185 250V249H184ZM192 250V249H191ZM229 250H233L231 249V247H229ZM59 251V250H58ZM67 251V250H66ZM220 251V250H219ZM225 251V250H224ZM244 251V250H243ZM63 252V251H61ZM174 252V251H173ZM189 252V251H188ZM194 252V251H193ZM217 252V253H216ZM183 253V252H182ZM240 253V252H239ZM177 254V253H176ZM233 254V253H232ZM161 255V253H160ZM159 255V256H160ZM242 256L240 257H243L244 256V253H241ZM194 256V255H193ZM217 258H212V259H217L218 260V255H216ZM215 256V257H216ZM59 257V256H58ZM64 257V256H63ZM183 257V256H182ZM232 257V256H231ZM159 258V257H158ZM191 258V257H190ZM193 258V257H192ZM196 258V257H195ZM209 260H208V259ZM237 258H238V255H237ZM58 259V258H57ZM164 259V258H163ZM222 259V258H221ZM240 259V258H238ZM159 260V259H158ZM224 260V259H223ZM240 260V261H241ZM58 261V260H57ZM190 261V262H189ZM228 261V260H227ZM226 261V262H227ZM168 262V261H166ZM172 262V264H173ZM185 262V263H183ZM59 263V261H58ZM214 263V262H213ZM221 262L219 261L218 264H220ZM234 263V262H233ZM225 264V263H224ZM231 264V263H229Z\"/></svg>",
	"mask_w": 264,
	"mask_h": 264
},
{
	"label": "rangeland",
	"instance_id": "obj_2",
	"mask_svg": "<svg viewBox=\"0 0 264 264\" xmlns=\"http://www.w3.org/2000/svg\"><path fill=\"white\" fill-rule=\"evenodd\" d=\"M60 1H63L65 4L66 3H69L70 2V0H69V2H68V0H60ZM74 1V0H73ZM75 1H80V2H82V3H80V2H75ZM74 2V7H73V5L72 6H70L69 5V7H72V9L74 8L75 10H74V12H78V13H83V17H82V20H78V21H76L75 22V24L77 25L78 24V31L75 33L74 31L75 30H73L72 32L71 31H65V30H67L68 28L67 27H65V25H63V24H61L60 22L59 23H57V24H55V22L53 21H51V22H49V18L48 19H46V17L45 16H47L48 14L46 13L47 12V10L46 9H48V11H49V7H50V5L48 4V3H51L52 1L50 0V2H49V0H4L3 1V3H4V7H5V9H7V11H5L4 10V12H9V14L7 13V14H5L4 16H5V21H6V19H8V18H10V17H8L9 15L11 16L12 14H14L15 12H16V14L19 16V18L21 19V23H28L27 25H28V27H24L23 26V29H20V30H22V31H19L18 30V28L16 29V30H18V31H16V30H14V28H13V31H16L17 33H15L14 32V35H11L12 37H10V34H13V32L12 33H10L9 34V36L7 37V39L5 38V39H3V36L1 35V30H0V38H2V40H4V42H3V45H0V53L1 54H3L4 56L2 57V59H1V61L4 63V65L6 66V71L7 72H9V69H10V67H9V64H11L12 63V61H11V63H9V61L8 60H10V58L8 57V56H6V53L8 52V50H7V47H9V43L7 42V41H9L10 39L12 40V41H14V42H16V44H17V48L15 49V51H14V53H13V55L11 54V56H12V58H13V64H11V65H13V67L15 68L16 66H17V70L15 69L14 70V68L13 67H11V70H10V72H9V74L12 76L13 74L14 75H17V72L16 71H22V69L24 68V66H22L21 65V63L20 62H18V61H21V55L25 52V51H28V52H30L31 53V57H33V59H35L34 61H35V64L37 65V67L38 68H40V70H38L37 69V74H38V78H39V83H38V85H37V87L35 88V89H33L32 91L33 92H31V94H32V96L33 97H31L30 96V98H32L33 100L32 101H30L29 100V104H30V102H32V105H30L31 106V108H32V110H31V108L29 107V113L27 114V115H24V116H26V117H23V120L21 119V120H19L20 121V124L22 125H20L21 127H23V128H26V129H28L29 130V136H31L32 134L34 135H32L31 137H39V138H41V139H43L45 142H49L50 144H52V145H50V147L52 148V149H50V147L48 148V150H47V152L50 150V151H52L53 149H55V148H53V147H56V149H58L59 148V150H60V155L61 154H65V152H66V154L68 153V155L70 154V156H71V158H69L68 157V159H70V160H68V161H70L71 162V159H73L74 160V156L75 155H73V154H75V149H77L78 148V146L79 145H81V147L80 148H78V149H81V148H85L86 146H89V148L92 146H94L93 148L95 149V151H94V149L92 148V150H91V148H90V150L93 152H95L96 153V155H97V157H101V158H104V157H107V156H110V155H113V153H114V155L115 154H119L118 155V157L116 158V159H119V158H121V159H119L120 161V164L118 163V165L120 166H122L121 167V169L123 168H128L127 170H129V172L128 171H126V172H128L129 174H131V172H134L133 174H137V172H139V171H147L146 172V178H149V180L152 178V176H157L158 174L157 173H159V172H157L159 169H158V165L156 166V165H154V162H153V164L152 163H150V162H148V161H146V160H144L143 158H141L142 160H143V162L144 163H140V161L141 160H139V157H138V160H139V163H134V165H130V166H133L131 169H129V167H128V165L131 163V162H133V158L135 157V158H137V156H138V152L139 151H141V149H139V150H137L136 151V147L138 148H142V147H144V149H145V147H150V146H152V148L154 147L156 150H157V148H158V150H159V152L158 153H156V155H158V154H161V148H162V146L164 145V146H166V147H168L167 145H165V144H168L169 143V145L171 144V145H173V143H175V144H177V145H175L176 146V150L174 149V148H172L174 151H172V152H174V154L173 153H171V150L172 149H169L168 150V148H166L167 150V152H166V155L168 156V158H169V164H168V166L167 167H172V166H176L177 165V162H176V165H175V163H173L174 161H177L176 159L178 158V157H180V155H181V153H179V151H177V150H181L182 148H184V150H181V152H182V154H183V156L184 155H186V153L184 154V151H193V150H195V153L197 154V155H199L201 152V154H203L204 153V156H205V154H207V153H205V149H206V146H205V144L206 143H208V145H209V143H210V147H212V146H214V148H213V150L214 151H212V148H210L211 150V152L212 153H216L217 155H215V154H213V156L215 157V158H219V157H222V158H225V155H226V157H228L229 156V151L231 150V148H232V151H230L231 153L230 154H232L233 153V149H235L234 148V143H233V141L232 142H230V144H229V146L231 147H226L227 146V144L229 143V142H226L225 144H223V143H221L222 141L221 140H225L223 137H224V134L222 133L223 131H222V129H221V126H220V124L218 123V117H217V120H216V118H214V116L215 115H213V114H211L212 112L210 111V110H212L213 112H214V114H215V111L216 112H220V110H217V108L219 107V109H221V107H226V108H229L230 106H228L227 104H231L232 105V110H233V113H234V111H235V113L237 114V116H238V114L241 112V110L240 109H242L243 108V102L242 101H245L246 100V98L248 99L249 97H251V98H249V99H253V100H257V99H259V100H257V101H260V100H264V0H238L239 2H237V0H227V2H226V0H224V1H221V0H216L217 2H219V3H212L211 4V2H214L215 0H210V1H208V0H205V1H200V0H198V1H196L195 0V3H194V0H192V1H190V0H184L183 2L181 1V0H177L178 1V3L176 2V0L173 2V0L171 1V0H75ZM170 1L172 2V3H170ZM180 1V2H179ZM185 1H186V4H185V6H184V4L183 3H185ZM200 1V2H199ZM215 1V2H216ZM16 2V3H15ZM22 2V3H21ZM103 2V3H102ZM169 2V3H168ZM182 2V3H181ZM191 2H193V4H191L190 5V3ZM198 2V3H197ZM175 3H177L176 4V6H174V4ZM181 3V4H180ZM199 3H200V5H199ZM247 3V4H246ZM36 4V5H35ZM81 4H82V6H81ZM164 6H163V5ZM168 4H172V5H168ZM179 4H180V6L181 7H179ZM197 4V5H196ZM250 4V5H249ZM12 5V6H11ZM40 5V6H39ZM78 6V8H76L75 6ZM86 5V6H85ZM167 5H168V7H167ZM188 5H189V7H188ZM209 5V6H208ZM240 5V6H239ZM32 6V7H31ZM89 7V9L90 10H88V7ZM193 6V7H192ZM194 6H197V7H194ZM220 6V7H219ZM17 7V8H16ZM37 7V8H36ZM68 7V6H67ZM85 7L87 8V9H85ZM167 7V8H166ZM177 7V8H176ZM227 7H229V9L227 8ZM233 7V8H232ZM241 7H242V9H244V12H245V14L242 12V9H241ZM248 7H250L249 9H248ZM31 8H33V9H31ZM82 8V9H81ZM120 8V9H119ZM188 8H192V10H189ZM210 8V9H209ZM217 8V9H216ZM14 9V10H13ZM19 9V10H18ZM21 9V10H20ZM68 9V8H67ZM78 9V10H77ZM162 9V10H161ZM166 9V10H165ZM222 9V10H221ZM237 9V10H236ZM16 10V11H15ZM25 10V11H24ZM86 10V11H85ZM88 10V11H87ZM91 10H95L94 12H92ZM184 10V11H183ZM186 10V11H185ZM194 10V11H193ZM227 10V11H226ZM246 10V11H245ZM13 11H14V13H13ZM18 11L20 12V11H23V13L22 12H20V13H18ZM84 11L86 12L85 14L86 15H84ZM213 11V12H212ZM221 11V12H220ZM224 11V12H223ZM31 12V13H30ZM121 12V13H120ZM166 12V13H165ZM184 12V13H183ZM189 12V13H188ZM247 12V13H246ZM93 13V14H92ZM242 13H243V15H242ZM21 14H23L24 16L26 15V18L24 17L23 18V15H21ZM225 14V15H224ZM234 14V15H233ZM235 14H237V15H235ZM37 15V16H36ZM90 15V16H89ZM128 15V16H127ZM87 16H88V18H87ZM97 16V17H96ZM118 16V17H117ZM242 16H243V18H242ZM22 17V18H21ZM91 17V18H90ZM93 17H94V20H92L93 19ZM117 17V18H116ZM131 17V18H130ZM217 17V18H216ZM237 17V18H236ZM40 18V19H39ZM86 18L88 19V20H86ZM112 18V19H111ZM115 18V19H114ZM234 20H233V19ZM240 18V19H239ZM22 19H24L23 20V22H22ZM27 21H26V20ZM89 19H91V21H89ZM118 21H117V20ZM124 20V21H123ZM211 20V21H210ZM225 20V21H224ZM48 21V22H47ZM82 21V22H81ZM87 21V23L89 24V22H91L90 24L93 26H95V23H96V28H93L90 24L89 25H87L86 26V24L87 23H85V22ZM92 21H94V22H92ZM133 21V24L131 23ZM218 21V22H217ZM239 21V22H238ZM30 22V23H29ZM46 24H44V23ZM84 22V23H83ZM120 22H121V24H120ZM128 24H127V23ZM137 22V26H135L136 27V29H137V27H138V31L140 32L139 34L137 33L138 31L137 30H135V32H133L134 31V29H133V27L131 28V26H134V24ZM205 22H207V25H206V23ZM210 22H212V23H210ZM32 23V24H31ZM50 23H51V25H50ZM53 23H54V26H53ZM83 23V24H82ZM94 23V24H93ZM125 24V28H124V24ZM208 23H210V24H208ZM220 23V24H219ZM224 23V24H223ZM83 25V27H92L93 28V30H92V28H86V29H84V30H81V29H83L82 28V26H80V25ZM120 24V25H119ZM123 24V25H122ZM128 26H130V27H128ZM222 24H223V26H222ZM226 24V26H224ZM7 25V24H6ZM59 25V26H58ZM213 27H212V26ZM30 26V27H29ZM50 26L54 29V33L52 34V35H50V36H47L48 35V33L50 34L51 32H52V28L50 29ZM63 28H62V27ZM207 26H208V28H209V30L207 29ZM210 26V27H209ZM216 26H218V28H216ZM219 26L221 27V28H223V27H225V28H223L222 30H221V28H219ZM11 27V26H10ZM47 27H49V29L51 30V32H48L47 30H49ZM59 27H61L62 28V30L59 28ZM65 27V28H64ZM120 27V28H119ZM129 28V29H131L132 31H130V33L132 34H134V36H135V34L137 35V36H135V38H137V37H139V38H137V40L140 42V44L141 45H143V46H140L139 45V43L137 42V44L139 45H136V42L135 41H133V43H131V38H132V36L133 35H131L129 32H126L127 30H125L126 28ZM192 27V28H191ZM45 28V29H44ZM124 28V29H123ZM127 28V29H128ZM197 28H200V30L199 31H201V32H197L198 30H197ZM210 28H212V29H210ZM216 28V29H215ZM249 28H251V29H253V28H259V29H257L256 31H251V32H249L248 31V29ZM59 29V30H58ZM64 29V30H63ZM110 29V30H109ZM119 29H123V30H125V31H122L123 32V37H125L124 39L125 40H123V38L119 35L118 36V34H121L120 33V31H119V33H117V30H119ZM203 29V30H202ZM220 31H219V30ZM59 31L60 33H58L57 31ZM85 30H87V31H85ZM89 30H92V31H90L89 32ZM112 30H114V31H112ZM145 30V31H144ZM197 30V31H196ZM212 30V31H211ZM245 30H247V31H245ZM263 30V31H262ZM62 31V32H61ZM81 31V32H80ZM209 32V35L208 34H206V33H208ZM18 32H21V33H19L18 34ZM46 32V33H45ZM69 32H71V34L69 33ZM85 32V33H84ZM92 32V35H93V37H92V35H90V33ZM94 32V33H93ZM143 32H145L144 34H143ZM191 32V33H190ZM204 32V33H203ZM216 32H217V34H216ZM224 32V33H223ZM244 32H246L247 33V35H246V33H244ZM253 32V33H252ZM56 33V34H55ZM69 33V34H68ZM79 33H81L80 35H79ZM87 33H89V37L91 36V38H90V40H88L86 37H88V36H86L87 35ZM112 33V34H111ZM114 33V34H113ZM126 34V36H125V34ZM200 33V34H199ZM220 33H222V34H220ZM252 33V34H251ZM260 33V34H259ZM15 34H17V38H14L15 37ZM77 34V35H76ZM84 34H86V35H84ZM95 34V35H94ZM100 34H102L101 36H99ZM106 34H108L109 36L111 35V37L112 38H114V39H118V37H120L119 38V46H120V43H121V41L122 42H124V44L122 43V45L120 46V49H121V51L120 50H118V55L116 54V56H115V53L116 52H114V54L113 53H109V51L107 50V46H101L103 43H101L102 41L101 40H103L104 39V37L105 36H107ZM188 34V35H187ZM194 34H196V35H194ZM198 34V35H197ZM216 34V35H215ZM219 34V35H218ZM251 34V35H250ZM19 35H21V36H19ZM59 35V36H58ZM83 35H84V37H83ZM113 35V36H112ZM115 35V36H114ZM187 35V36H186ZM200 35V36H199ZM208 35V36H207ZM259 35H260V37H259ZM79 36V37H78ZM86 36V37H85ZM97 36V37H96ZM116 36H118V37H116ZM128 36V37H127ZM142 36V37H141ZM193 36V37H192ZM203 36H204V38H203ZM213 36H215L217 39L218 38H220V39H216V38H213ZM248 36H250V37H248ZM252 36V37H251ZM108 37V36H107ZM131 37V38H130ZM187 37V38H186ZM202 37V39L201 40H205L207 43V45L205 44V41H201V40H199L200 38ZM222 37V38H221ZM34 38V39H33ZM106 38V37H105ZM127 38H130L129 39V43H131V44H133V47L131 46V44H127ZM135 38H132V39H135ZM184 38H186V39H184ZM198 38V39H197ZM212 38H213V40H212ZM248 38H250V39H248ZM9 39V40H8ZM32 39V40H31ZM74 39V40H73ZM85 39H87V40H85ZM93 39V40H92ZM96 39V40H95ZM97 39H99V41H100V43H99V41H97ZM215 39V40H214ZM229 39V40H228ZM5 40H6V42H5ZM10 40V42H12ZM34 40H37L38 42H41V45L42 44H44V43H46V45L44 44L43 46L45 47L46 46V51H44V53H41V52H39V51H37V50H35V49H33L32 47H31V45H33L34 44ZM80 40L82 41V42H80ZM92 40V41H91ZM95 40V41H94ZM121 40V41H120ZM146 41V43H145V41ZM184 40V41H183ZM187 40H189V41H187ZM198 40H199V42H198ZM231 40V41H230ZM259 40V41H258ZM28 41V42H27ZM75 41V42H74ZM96 41H97V43H96ZM185 41H187V42H185ZM200 41H201V43H200ZM209 41H211V42H209ZM214 42V44L215 45H217L216 47H214L215 45L213 44V42ZM218 41V42H217ZM223 42V43H226L227 44V47L229 48L228 50H227V47L225 48V47H221V44L219 45V42ZM240 41V42H239ZM250 41V42H249ZM33 42V43H32ZM86 42H88L89 43V46L87 45V43ZM92 42V43H91ZM135 42V43H134ZM143 42V43H142ZM182 42V43H181ZM232 42L235 44H232ZM257 42V43H256ZM82 43H86L85 45H83V46H85V47H83L82 46ZM92 44V46H91V44ZM95 43H96V45H98L97 47L95 46ZM191 43V44H190ZM199 43V44H198ZM217 43V44H216ZM238 43H239V45H238ZM260 43V44H259ZM183 44V45H182ZM184 44H185V46H184ZM201 44H202V46H201ZM237 44V45H236ZM254 44V45H253ZM81 45V47H80V49H78L79 47L78 46H80ZM124 45V46H123ZM204 45L206 46V47H204ZM209 45V46H208ZM232 45H234L233 47H232ZM30 48H29V47ZM48 46V47H47ZM75 46V47H74ZM86 46H88V47H86ZM91 46V47H90ZM123 46V48H121ZM128 46V47H127ZM135 46V47H134ZM146 46V47H145ZM182 46V47H181ZM189 46V47H188ZM209 47V49H208V47ZM213 46V47H212ZM220 46V47H219ZM230 46H231V48H230ZM3 47H5V48H3ZM25 47H27V49L25 48ZM73 47V48H72ZM76 47H78L75 51H83L82 50V48L84 49V50H90V52H88L89 54L91 53V55L93 56L94 55V53H92V51H94V52H96V54L97 55H99V58H97L98 59V62L100 61L101 63L102 62H104V64H103V66H104V68H106V64L107 63H110L111 65V67H113L112 68V73H117L118 75H115V74H112L111 75V71L109 70L108 71V74H109V77L111 78L110 79V82H112V80L114 79V78H117V77H119L120 75H121V78H119L120 80L122 79V78H124L123 80H124V82H127V80H128V85H130L129 87H127V89H126V85L124 84V85H122L123 87V89H118V92L115 94V95H117L116 97H115V95L112 97V101L109 99H107V98H105V94H106V92H107V90H108V88H109V84L108 83H110V82H103L102 84H101V86H100V89H98L97 91H95V92H90V91H88L85 95H81L82 93H80V97L82 98V100L83 101H85V102H83V101H81V105H80V103H76L77 101L76 100H74V99H76L77 97H79V96H77L76 98H75V96H70L71 98H69V95H67L68 93H67V91L66 90H63V92L65 93H63L62 91V93L65 95H62L61 94V98H59L58 97V99H60V100H58L57 99V97H55V94H56V91H55V83H56V73L57 72H59V69H57V61L55 60L56 58L57 59H59V57H57V56H60V55H63V54H66L67 53V51L69 50V49H75ZM101 47V48H100ZM105 47V48H104ZM136 47H138V48H136ZM198 47V48H197ZM202 47H204V48H206V49H203V52L202 53H200L202 50ZM21 48V49H20ZM86 48V49H85ZM103 48V49H102ZM127 48H128V50H127ZM136 48V49H135ZM140 48H141V50H142V48H143V51H141L140 50ZM144 48H145V52H144ZM213 48H214V50H213ZM218 48H221V51L220 50H218ZM233 48V49H232ZM239 48V49H238ZM29 49H30V51H29ZM65 50L64 51V53L63 54H61L62 53V50ZM99 49V50H98ZM125 51H124V50ZM129 49H131V50H129ZM133 49V50H132ZM167 49V50H166ZM182 49V50H181ZM194 49V50H193ZM198 49V50H197ZM215 49H217V50H215ZM223 49H224V52H223ZM3 50V51H2ZM25 50V51H24ZM92 50V51H91ZM135 50H137V51H141L140 53L141 54H144L141 58L142 59H145L144 60V62L146 63V66L148 65V63H149V72L152 74V77L151 78H149V77H147V79L146 78H144V76L141 74L142 72H140L141 70H139L138 68H139V66H135V62H134V64H133V61L130 59V57H129V60H130V62H128L129 60L126 58L127 56H130L129 55V53H135ZM147 50V51H146ZM198 52V54L200 53V54H203L204 53V51H209V52H206V54H203L204 55V57H206L205 55H209V56H212V53H213V55L214 56H212V57H214L215 58V60H211L210 58H212V57H209L208 58V60L207 61H204V60H206V58L204 59V58H202L203 57V55H200L201 57H199V55H198V57H195L196 55V51ZM5 51H6V53H5ZM37 51V52H36ZM49 53H48V52ZM117 51V50H116ZM181 51V52H180ZM195 51V52H194ZM218 51V52H217ZM233 51V52H232ZM54 52V53H53ZM56 52H58V54L56 55ZM69 52V51H68ZM72 52H74V51H72V50H70V53H72ZM98 52V53H97ZM143 52V53H142ZM221 52V53H220ZM22 53V54H21ZM100 53V54H99ZM101 53L103 54V55H101ZM147 53V54H146ZM160 53V54H159ZM179 53V54H178ZM181 53V54H180ZM182 53L183 54H187V55H184V56H182ZM188 53H189V55H188ZM239 53V54H238ZM60 54V55H59ZM94 55V56H97V55ZM113 54V55H112ZM128 54V55H127ZM140 54V55H141ZM177 54V55H176ZM192 54V55H191ZM215 54H217V56L219 57V58H224L222 61L224 62H219L220 61V59H218V60H216V56H215ZM241 54H242V56L244 55V56H246L247 54V56H250V57H252V60H251V63H250V65L248 66V69L246 70V74H244L242 71V67H240V60H241ZM259 54H261V55H259ZM15 55H16V57H15ZM48 55V56H47ZM101 55V56H100ZM114 56L113 58H112V56ZM150 55V56H149ZM157 55H159V59H158V56ZM170 55H173V56H171L170 57ZM190 55H191V57H193V59H194V57H195V60H198V61H195V60H193V62L192 61H190V59L189 58H191L190 57ZM220 55H222V57L220 56ZM236 55V56H235ZM238 55H239V57H238ZM55 56H56V58H55ZM93 56V57H94ZM105 56V57H104ZM117 56H119V57H117ZM125 56V58L126 59H124L123 57ZM145 56V57H144ZM153 56H154V58H153ZM175 56H177V57H175ZM98 57V56H97ZM102 57V58H101ZM109 57V58H108ZM144 57V58H143ZM173 57V58H172ZM180 57H184L185 59H177V58H180ZM104 58H106V60L104 59ZM147 58V59H146ZM162 58V59H161ZM196 58H199V59H196ZM235 58H236V62L238 61V63H234V61H235ZM8 59V60H7ZM19 59V60H18ZM51 59V60H50ZM100 59V60H99ZM101 59H103V61L101 60ZM109 59V60H108ZM113 59V60H112ZM122 59V60H121ZM166 59V60H165ZM192 59V58H191ZM204 59V60H203ZM210 59V60H209ZM7 60V61H6ZM56 62H55V61ZM112 60V61H111ZM119 60H121V61H119ZM125 60V61H124ZM128 60V61H127ZM180 60H182V61H180ZM183 60H184V62H183ZM200 60H202V66H199V64H200ZM229 60H231V62L229 61ZM111 61V62H110ZM176 61H178V63L176 62ZM187 61V62H186ZM208 61H209V63L211 64L212 62H214V61H216V62H214L215 64H217V62L218 63H220V64H223V69L221 70L220 69V67L218 68V70H217V67H215V64L213 65H210L209 63H208ZM210 61H212V62H210ZM120 62V63H119ZM174 62V63H173ZM181 62V63H180ZM188 62H190V63H188ZM196 62V63H195ZM207 62V63H206ZM255 62V63H254ZM18 63H20V64H18ZM53 63V64H52ZM183 63V64H182ZM187 63H188V66H187ZM204 63V64H203ZM228 63V64H227ZM229 63H231V64H229ZM235 65H234V64ZM119 64V65H118ZM152 66H155V67H153L152 68V70H150V66L151 65ZM169 64L171 65L170 66V68H169ZM175 64V65H174ZM180 64V65H179ZM198 64V65H197ZM220 64H217L216 66H222V65H220ZM233 64V65H232ZM236 64H238V66L236 65ZM16 65V66H15ZM129 65H130V67L133 65V66H135V67H133L132 66V68H131V70L133 69V72H134V74L132 75V73H131V70H130V72H128L129 70H128V68H129ZM161 65H163V66H161ZM164 65H165V67H164ZM183 65V66H182ZM192 65V66H191ZM204 65V66H203ZM207 65V66H206ZM157 66V67H156ZM173 66V67H172ZM176 66H178L177 68H176ZM211 66H213V67H211ZM233 66V67H232ZM172 67V68H171ZM175 67V68H174ZM186 67V68H185ZM253 67V68H252ZM21 68V69H20ZM134 68H136V69H134ZM225 68V69H224ZM230 68V69H229ZM127 69V70H126ZM130 69V68H129ZM167 69V70H166ZM184 69V70H183ZM185 69H186V71H185ZM201 69V70H200ZM105 70H107V69H105ZM104 70V71H105ZM117 70V71H116ZM137 70H138V72L140 73H137ZM156 70V71H155ZM172 70V71H171ZM205 72H204V71ZM216 70V71H215ZM221 70V71H220ZM238 70V71H237ZM241 70V71H240ZM39 71V72H38ZM67 71H69V70H66L65 72L67 73ZM123 71V72H122ZM126 71H127V74H126ZM135 71H136V73H135ZM158 71H159V73H158ZM163 71V72H162ZM189 71V72H188ZM192 71V72H191ZM200 71V72H199ZM224 71V72H223ZM15 72H16V74H15ZM64 71H63V75L66 77V74H64L65 73ZM70 72V71H69ZM106 72V71H105ZM118 72H120V73H118ZM174 74H173V73ZM178 72V73H177ZM203 72V73H202ZM213 72V73H212ZM242 74H241V73ZM100 74H104L103 72H99ZM122 73V74H121ZM129 73V74H128ZM160 73H162V75L160 76ZM186 73H188V74H186ZM221 73V74H220ZM233 73V74H232ZM235 73V74H234ZM25 74V73H24ZM69 74H71V73H67V76H69ZM165 74V75H164ZM185 74V75H184ZM201 74V75H200ZM226 74V75H225ZM232 74V75H231ZM241 74V75H240ZM126 75V76H125ZM131 75V76H130ZM138 75V76H137ZM140 75H142V76H140ZM156 75V76H155ZM199 75V76H198ZM222 75H224V76H222ZM243 75H246V77H241V76H243ZM128 76V79H126V77ZM165 76V77H164ZM205 76V77H204ZM133 77H135V78H132ZM139 77V78H138ZM158 77H159V79H158ZM163 77V78H162ZM174 77V78H173ZM196 77V78H195ZM203 77V78H202ZM217 77V78H216ZM219 77H220V79H219ZM222 77V78H221ZM156 78V79H155ZM183 78H184V80H183ZM236 78V79H235ZM41 79V80H40ZM86 79H88L87 77H85L84 78V80H86ZM143 79V80H142ZM177 79V80H176ZM219 81H218V80ZM123 80H121V84H123L124 82H123ZM126 80V81H125ZM131 80V81H130ZM145 80V81H144ZM149 80V86H150V88H152L153 90H154V92H155V90H157V88H161V87H168L167 88V92L169 93V94H171L170 96H168V100L167 99H164V100H166V102H165V104H164V102L162 103V105H161V101L160 100H163V98L162 99H160L159 98V96L158 95H156V96H154L153 94H155L156 92H159L160 93V91H156L155 93H152V89H151V98L149 97H147L146 99H144L143 101L144 102H142L143 103V105L142 106H144L142 109H137V110H135V111H138L139 113H137L136 112V114L138 115V116H136V117H138L139 118V115H141V113L143 114V115H145L144 117H148V118H152L153 120H152V122H156L155 124H160L161 122L163 123V125H164V127H166L167 126V124H168V127H170L169 128V130H171V131H169L168 133L169 134H167V131H166V129H164V130H162V131H159V134H157V133H155L154 135H153V137L152 136H150V140H149V137H147L146 138V141H145V139L144 138H142L143 139V141L142 140H140V138H139V136H140V134L139 135H137V133H133V134H131V135H127V140L129 141H126L125 142V145H124V149L126 150V148H128V150H124L123 149V153H121V150L122 149H119V147H116V144H115V142H111V143H107V140H105V139H103L102 138V141L101 140H99V143L98 142H96L99 146H100V148H99V146L97 145L96 146V143L93 145V144H89V145H85V143H84V141L83 140H79V141H75L76 140V135H77V133H78V131L77 130H81V128L83 127L84 129L83 130H85V131H87V129L86 128H88L89 130L93 127L92 125H94V117L95 116H100V115H103V112H104V114H110V113H112L111 111H113V113H117V111L119 110V108H120V111H122V105H125L129 100H137L136 98H138V96L136 95L137 94V89H139L138 87H140L141 88V86L142 87H144L145 86V84L146 85H148V81ZM159 80V81H158ZM173 80V81H172ZM180 80V81H179ZM233 80V81H232ZM123 82V83H122ZM130 82V83H129ZM142 82H145V84H144V86H143V83ZM156 82H158V83H155ZM173 84H172V83ZM187 82V83H186ZM215 82V83H214ZM18 83V84H17ZM184 83L187 85L188 84V86H190V87H185V85H184ZM245 83V84H244ZM21 83H20V81L18 80L17 81V77L16 78H14V86H16V90H18V89H21L20 88V85ZM158 84H159V87H158ZM161 84V85H160ZM172 84V85H171ZM178 84V85H177ZM190 84V85H189ZM134 85V86H133ZM167 85H169V86H167ZM179 86V85H181V86H179V89H178V87L177 88H174V86ZM192 85V86H191ZM220 85V86H219ZM132 86V87H131ZM172 86V87H171ZM111 87V86H110ZM137 88V89H136ZM155 88V89H154ZM160 88H159V90H160ZM170 88V89H169ZM186 88H187V91H184V90H186ZM105 91V89H106V91L105 92H103V90ZM183 89V90H182ZM193 89V90H192ZM214 89V90H213ZM232 89V90H231ZM101 90V91H100ZM170 90H173V91H171L170 92ZM175 90V91H174ZM99 91V92H98ZM135 91H136V93H135ZM20 92V91H19ZM60 92V93H61ZM121 92V93H120ZM148 92V93H149ZM183 92V93H182ZM195 94H194V93ZM94 93H95V97H94ZM104 95H103V94ZM176 93V94H175ZM193 93V94H192ZM54 94V95H53ZM101 94H102V96H101ZM157 94V93H156ZM191 94V95H190ZM229 94V95H228ZM92 95V96H91ZM194 95V96H193ZM211 95V96H210ZM237 95V96H236ZM261 95V96H260ZM62 96H64V97H62ZM83 96H85V97H83ZM90 96V98L91 97H94V99L93 98H91V102H89L90 100V98H88ZM158 96V97H157ZM173 96V97H172ZM177 96V97H176ZM180 96V97H179ZM185 96V97H184ZM187 96H188V98H187ZM191 96V97H190ZM196 96L198 97V99H196L195 100V98H196ZM234 96V97H233ZM13 97H14V92H13ZM65 97H67L66 99H65ZM101 97H103V98H101ZM136 97V98H135ZM154 97V98H153ZM155 97H157V100H156V98ZM181 97H183V98H181ZM190 97V98H189ZM232 97V98H231ZM173 98V99H172ZM181 98V99H180ZM231 98V99H230ZM263 98V99H262ZM55 99L57 100L56 102H54L55 101ZM104 99V100H103ZM147 99H148V101H147ZM154 99V101H152ZM159 99V100H158ZM187 99H188V101H187ZM189 99H191L190 101H189ZM200 99V100H199ZM203 99V100H202ZM64 100H65V103H63L64 102ZM67 100V101H66ZM72 100V101H71ZM89 100V101H88ZM94 100V101H93ZM103 100V101H102ZM146 100V101H145ZM172 100V101H171ZM175 100H176V102H175ZM76 101V102H75ZM168 101H171V102H168ZM185 101V102H184ZM202 101V102H201ZM34 102V103H33ZM60 102H62L63 104H64V106H59L60 104H62V103H60ZM67 102H69V103H67ZM87 102V103H86ZM125 102V103H124ZM148 102V103H147ZM159 102V103H158ZM188 104H187V103ZM189 102H190V104H189ZM193 104H192V103ZM199 102H201V104L199 103ZM208 102V103H207ZM224 102H226V105H224L225 103ZM229 102V103H228ZM239 102V103H238ZM240 102H242V103H240ZM53 103H54V105H53ZM60 103V104H59ZM85 103V104H84ZM90 103V104H89ZM151 103V104H150ZM180 103V104H179ZM206 104V106H205V104ZM221 103H223V104H221ZM50 104V105H49ZM72 104L74 105V106H72ZM89 104V105H88ZM147 104V105H146ZM160 104V105H159ZM164 104V105H163ZM169 104V105H168ZM174 104H176V105H174ZM188 105V107H187V105ZM202 104H204V105H202ZM36 105V106H35ZM79 105H80V107H79ZM87 105V106H86ZM183 105V106H182ZM186 105V106H185ZM191 105H192V107H191ZM222 105V106H221ZM234 105V106H233ZM236 105V106H235ZM70 106V108H67V107H69ZM76 106V108H78V109H76V108H73V107H75ZM141 106V107H142ZM172 106V107H171ZM187 107V110H190L191 109V112H195V110H196V112L194 113V114H192V115H190V114H188V116H191V118H193V119H191L190 118V120L191 121H195L194 123H192V122H188L187 123V121H189V118H188V120H185V118L186 117H188V116H185V113H189L190 111H186V112H184V108L185 107ZM202 106V107H201ZM205 106V107H204ZM57 107H59V108H57ZM73 109H72V108ZM170 107V108H169ZM190 107V109H188ZM211 107V108H210ZM146 108V109H145ZM193 108V109H192ZM202 109L203 110V108H207V109H205V110H203V111H199L198 109ZM222 108V109H223ZM186 109V108H185ZM216 109V110H215ZM230 109V108H229ZM228 109V110H229ZM66 110V111H65ZM68 110L71 112H74V113H70V112H68ZM141 110V111H140ZM226 110V109H225ZM77 111V112H76ZM120 111H118V112H120ZM205 111V112H204ZM231 111V110H230ZM34 112V113H33ZM76 112V113H75ZM200 114H199V113ZM210 112V113H209ZM238 112V113H237ZM68 113H69V115H68ZM79 113H81L82 114V116L81 117H79V116H77ZM100 115H99V114ZM157 113V114H156ZM206 113V114H205ZM232 113V112H231ZM234 113V114H235ZM26 114V113H25ZM30 114V115H29ZM92 114V115H91ZM108 114V115H109ZM204 114V115H203ZM209 114V115H208ZM234 114H231L230 116H232V115H234ZM236 114L234 115V116H236ZM80 115V114H79ZM121 115H122V113H121ZM162 115H163V117H162ZM164 115H166V116H164ZM170 115H171V117L172 118H174V119H171V117H170ZM187 115V114H186ZM194 115V116H193ZM68 116V117H67ZM70 116H75L76 117V119H78V117H79V119H82V120H79V122H77V120L75 121V120H71L70 119ZM174 116V117H173ZM200 116V117H199ZM202 116V117H201ZM229 115H227V117H228ZM236 116V117H237ZM85 117L87 118L86 120H85ZM90 117V118H89ZM133 117V116H132ZM163 118V120L164 119H166V120H160L159 118ZM167 117V118H166ZM210 117V118H209ZM215 119H213V118ZM227 117H223V120H225V118L227 119ZM236 117H234V118H236ZM67 120H66V119ZM171 120H170V119ZM183 118H184V120H183ZM197 118V119H196ZM212 118V119H211ZM63 119V120H62ZM68 119H70L69 121H68ZM72 119H74L73 117H72ZM90 121H89V120ZM187 119V118H186ZM201 119V120H200ZM232 119V120H231ZM61 120V122H59ZM68 121V122H66V121ZM157 120V121H156ZM174 120V122H175V124H174V122H172ZM210 120H212L211 122H213L212 124H211V122H210ZM230 120V121H229ZM234 119H233V116H232V118H230L229 117V119H227V120H225V124L227 125V126H229V124H232V121H233ZM19 121L17 122L18 124H19ZM57 121V122H56ZM71 121V122H70ZM177 121V122H176ZM228 123H227V122ZM23 122V123H22ZM70 122V123H69ZM76 122V123H75ZM93 122V123H92ZM159 122V123H158ZM15 124V122L14 123H12L13 125H18V124ZM27 123H29V125L27 124ZM59 123H61V124H59ZM62 123H64V124H62ZM67 123H69V124H67ZM73 123H75L74 125H73ZM80 123V124H79ZM164 123H167V124H164ZM172 124V125H170V124ZM221 123H222V120H221ZM234 123V122H233ZM66 124V125H65ZM178 126H177V125ZM184 124V125H183ZM187 124V128H184L183 126H185ZM191 124V125H190ZM219 124V125H218ZM224 124V125H225ZM166 125V126H165ZM170 125V126H169ZM210 125H212V126H214V127H212V126H210ZM218 125V126H217ZM26 126V127H25ZM29 126V127H28ZM66 126L67 127H69L68 128V130L66 129ZM177 126V127H176ZM232 125H230V127H231ZM28 127V128H27ZM81 127V128H80ZM89 127H91V128H89ZM168 127H166V128H168ZM174 127V128H173ZM186 127V126H185ZM190 127V128H189ZM224 127V126H223ZM264 127V125L261 127V128H263ZM181 128V129H180ZM182 128H184V129H182ZM229 128V127H228ZM227 128V129H228ZM242 127H240L239 128V130L241 131H243V129H241ZM60 130V131H59ZM115 130V129H114ZM113 129H111V131H110V129H109V131H108V129L106 130V131H103V130H101V132L99 131V134H101V135H106V136H108V138L109 139H115V135H116V131H114ZM217 130L219 131V134H220V136H221V138L220 137H217V136H219L218 135V133L217 134H215V132H217ZM224 130V129H223ZM32 131V132H31ZM103 131V132H102ZM164 131H166L165 133H164ZM212 131V132H211ZM214 131V132H213ZM241 131V132H242ZM41 132V133H40ZM75 132V133H74ZM160 132H162L163 134H165V135H160L161 133ZM224 132H225V130H224ZM240 132V133H241ZM32 133V134H31ZM104 133V134H103ZM68 134V135H67ZM167 134V135H166ZM262 135H260V137H258L257 139L258 140H261L260 142H261V144H260V142L256 145L255 144V146L253 145V147H251V148H258V149H264V133H261ZM109 135H111L112 137H110ZM133 135V136H132ZM171 135V136H170ZM131 136V137H130ZM138 136V137H137ZM223 136V137H222ZM35 137V138H36ZM69 137V138H68ZM141 137V136H140ZM35 138H32V139H34L35 140ZM223 138V139H222ZM41 139H39V141H43V140H41ZM73 140L72 141V145L71 144H68L67 143V145H65L66 143H65V141L67 142V140ZM130 139H132V140H130ZM147 139H148V141H147ZM154 139H155V141H154ZM166 141H165V140ZM64 140V141H63ZM139 140V141H138ZM158 140V141H157ZM220 140V141H219ZM36 142H38L37 141V139L35 140ZM52 141V142H51ZM62 141L64 142V144L63 145H65V146H63L61 143H62ZM151 141V142H150ZM161 142V145H160V142ZM198 141H200V143H201V141H202V144H197L198 143ZM58 142V143H57ZM73 142H74V144H73ZM81 142H83V144H81ZM143 144H142V143ZM148 143V144H146V143ZM151 143V145H150V143ZM189 142V143H188ZM194 142H195V144H194ZM197 142V143H196ZM206 142V143H205ZM219 142V143H218ZM11 143V142H10ZM39 143V142H38ZM60 143V144H59ZM191 143H192V145H191ZM219 144V145H217V144ZM57 144H58V148H57ZM79 144V145H78ZM112 144V145H111ZM130 144H134V146L133 145H130ZM146 144V145H145ZM179 144V145H178ZM260 144V145H259ZM11 145L12 146H14L12 143H11ZM61 145V147H59ZM72 147H71V146ZM77 145V147L75 148V146ZM83 145H84V147H83ZM106 145V146H105ZM135 145H137V146H135ZM156 145H158V146H156ZM189 145V147L188 148H186L187 146ZM197 146V145H199V147H200V150H202L201 152H198L199 150V148L197 149V147H196V149H197V151H196V149H193V150H191V149H189L190 148V146H192L193 148H194V146ZM225 145V146H224ZM62 146H63V148L65 149V151H63V152H61L62 150H61V148H62ZM68 146V148H66ZM108 146V147H107ZM183 146V147H182ZM262 146V147H261ZM116 148L115 150H117V148H118V152L119 153H117V151H114V150H112V149H114V148ZM135 147V148H134ZM160 147V148H159ZM170 147V146H169ZM174 147V146H173ZM182 147V148H181ZM191 147V148H192ZM37 148V147H36ZM40 148H42L41 146H39V148H38V150H39V152H38V150H37V152L38 153H42L43 151H44V149H43V151H41L40 150ZM74 150H73V149ZM129 148H131L130 150H129ZM132 148H134L135 149V151H134V149H132ZM151 148V147H150ZM150 148H149V150L148 149H146V150H148L149 151V155H151L152 153H151V151H150ZM153 148V149H154ZM165 148V147H164ZM171 148V147H170ZM181 148V149H180ZM109 149V150H108ZM143 149V148H142ZM155 149L153 150V154L155 153L154 151H155ZM186 149H188V150H186ZM203 149H204V151H203ZM71 150V151H70ZM100 150V151H99ZM131 150H133V151H131ZM152 150V149H151ZM49 151V152H50ZM91 151L89 152V154L91 153ZM97 151V152H96ZM99 151V152H98ZM112 151V152H111ZM124 151L125 152H127L126 153V155H125V153H124ZM130 153H129V152ZM161 151V152H160ZM219 151V152H218ZM47 152H46V157H47V164H41V163H36V162H38V161H35V159H32V158H30L29 160H34L35 161V163H34V165H33V162L32 161H30V163L32 162V165L36 168V170L38 171V173L40 172V175L42 176V180H43V182H42V185H40V187L42 188V190H43V192L44 193H46L47 195H50V194H52L51 196H53V195H56L55 193L56 192H58V193H60V191H61V193L62 194H65L64 196V198H67L66 199V202H70L69 203V205H71V204H73L74 206H77L75 209H74V206H73V209L75 210V211H71V216H72V213H73V216L74 215H79V214H81V215H83V213H88V214H90V216H92L93 214H92V212H95V209L94 208H92L91 206H90V204L92 205V204H94L95 202L94 201H92V202H90L89 201V199H88V195H89V192L91 191V189H90V186H91V188L93 189V190H95L96 188H95V185L97 186V184H93V185H91V183H90V185H88V183H85V179L87 178V176H89L90 174L89 173H87L86 171H84V170H86V169H84L83 167H77V169H76V175H78V177H79V180H80V187H81V189H79L78 190V192H77V194H75V195H71L68 191H66L64 188H63V185L59 182V180L57 179V176L54 174V172L53 171H51L50 169H47L48 168V164H50V163H59L58 161H63V158H65L67 155L65 154V157L63 156V155H61V156H63V158L61 157V156H59V154H58V156L59 157H55V156H53V157H48L47 156ZM71 152H74L73 154H71ZM108 153V154H106V156H104L105 155V153ZM206 152H208V150H206ZM261 152V151H260ZM44 153V152H43ZM101 153V154H100ZM103 153V154H102ZM120 153L121 154H123V155H121L120 156ZM141 153V152H140ZM169 153H171V154H169ZM177 153V154H176ZM188 153V152H187ZM199 153V154H198ZM262 154H264V150H262V152H261ZM45 154V153H44ZM87 154V155H86ZM85 155H86V157H85V155H84V158H85V160L86 159H88L87 157L89 156V154L88 153H86ZM92 154V153H91ZM110 154V155H109ZM152 154V155H153ZM163 154V153H162ZM164 154H165V152H164ZM169 154V155H168ZM189 154V153H188ZM224 155V156H220V155ZM73 155V156H72ZM114 155H113V157H109V158H111V159H113L114 158ZM117 155H115V157L117 156ZM132 156V157H130V156ZM137 155V156H136ZM219 155V156H218ZM57 156V155H56ZM127 156H129L131 159H133V160H131L130 159V161H129V157L127 158ZM159 156H161V155H159ZM166 156V157H167ZM175 158H174V157ZM200 156V155H199ZM203 156V157H204ZM76 157V156H75ZM123 157H125V159L123 158ZM162 157V156H161ZM165 157V158H166ZM173 157V158H172ZM59 158V159H58ZM60 158H62V159H60ZM84 158H82V159H84ZM108 158V159H109ZM200 158H201V156H200ZM115 159V158H114ZM113 159V160H114ZM128 159V160H127ZM170 159L172 160V163H171V161H170ZM123 160V161H122ZM129 161V164H126L124 161ZM137 160V159H136ZM136 160H134V161H136ZM137 160V161H138ZM168 160V159H167ZM75 161V160H74ZM87 161V160H86ZM114 161H117V160H114ZM122 161V162H121ZM203 162H205V160L203 159L202 160ZM69 162V163H70ZM118 162V161H117ZM124 162V163H123ZM201 159L199 160V166H201ZM202 162V163H203ZM74 163V162H73ZM72 162H71V164H73ZM171 163V164H170ZM180 163V162H179ZM124 164V165H123ZM149 164V165H148ZM204 164V163H203ZM207 164V165H206ZM239 164H242V162L241 163H239ZM246 163H243L240 167H239V165L237 166V169H234L233 171H239V173H242L241 171H243V173H242V175L240 176V177H242L241 178V180L242 181H240V183H237L235 180H236V176L237 175H235L236 174V172L234 173L233 171L232 172H229V173H224L225 174V176L224 177H222V176H217V174L216 173H212V171L210 172L211 174H212V179L213 180H215L216 181V183H212V184H206V186L205 185H203L204 186V188L205 189H203V186L202 187H197L198 189H197V191H198V195H197V197H200V198H202L201 200H203V199H206V200H208V199H211L212 201L214 200L215 201V203L217 202L215 199H217V200H219L218 202L220 203H218L217 202V204H218V206H219V208L221 209V210H224V207L226 206L225 204H227V209H228V206H230V205H233V204H236L240 199H241V197H243V195L241 194V193H243V194H245V190H246V188L247 187H245V186H248V188L250 187V183H249V181L250 182H252V180H251V178L253 179V178H255L254 176L255 175H257V173H260V172H262V166L261 165H256V170H255V168L253 167V168H250V167H248L247 165H245ZM117 165V166H118ZM136 165V166H135ZM145 165H146V169L144 168L145 167ZM157 167L156 169H158V170H156V169H154V167ZM187 166H188V164L187 165H185V170L187 169ZM203 166V168H208L209 169V167H210V165L207 163V162H205V166L204 165H202ZM47 167V168H46ZM169 167V168H170ZM174 167H172V169H174ZM120 168V167H119ZM137 168V169H136ZM160 168V167H159ZM169 168H163L162 167V169H164V170H162L163 172L165 171H167ZM189 169H190V167H188ZM212 168V167H211ZM210 168V169H211ZM241 168V169H240ZM82 169H84V170H82ZM122 169V170H123ZM126 169H124V171L126 170ZM140 169V170H139ZM161 169V168H160ZM183 169H184V167H183ZM182 169V170H183ZM204 169V170H205ZM208 169H206V170H208ZM259 171H258V170ZM131 170V171H130ZM154 170V174H153V171ZM182 170H181V172H182ZM194 171H191V169H190V171L187 169V171H186V175H184L185 173L184 172H182L180 175L181 176H183V177H179V178H181L179 181L180 182H178L177 183V186H178V184H181V186H185V185H187V186H189L190 184L191 185H193V180H194V184H196V183H198L197 181L198 180H200V178H201V180L203 179V176H201L200 177V175L199 174H201V172H199V174H198V172H196L195 171V169H193ZM247 170V171H246ZM249 170V171H248ZM74 171H75V169H74ZM81 171H83V172H81ZM160 171V170H159ZM169 171H171V169L170 170H168V172H166V173H170ZM184 171V170H183ZM208 171H210V170H208ZM213 171H215V170H213ZM228 171H229V169H228ZM245 171V172H244ZM53 172V173H52ZM112 172L114 173V170H112ZM112 172H111V174H112ZM151 172H152V175H151ZM162 172V173H163ZM164 172V173H165ZM216 172V171H215ZM78 173V174H77ZM89 174V175H88ZM115 174V173H114ZM114 174H112V175H114ZM150 174V175H149ZM161 174V172L159 173V175ZM190 174V175H189ZM216 174V175H215ZM55 175V176H54ZM111 175V176H112ZM191 176V177H189V176ZM193 175V176H192ZM195 175V176H194ZM215 175V176H214ZM227 175V176H226ZM233 175V176H232ZM53 176H54V178H53ZM162 176V175H161ZM164 176V175H163ZM186 176H188V178L186 177ZM197 176H198V178H197ZM137 176L135 175L134 176V178H136ZM217 177H222L223 179V181L220 179V178H218L217 179ZM126 178H128V177H126ZM161 178V177H160ZM188 179V181H186L185 179ZM192 178V179H191ZM54 179V180H53ZM84 179V180H83ZM132 179V178H131ZM183 179V180H182ZM217 179V180H216ZM48 182H46V181ZM87 180V179H86ZM192 182H191V181ZM200 180V181H201ZM227 180V181H226ZM244 180H245V182H244ZM199 181V182H200ZM231 181V182H230ZM50 182V183H49ZM52 182V183H51ZM59 182V183H58ZM182 182V183H181ZM196 182V183H195ZM43 183H45V184H43ZM54 183V184H53ZM190 183V184H189ZM220 183V184H219ZM52 184V185H51ZM60 184V185H59ZM112 184V183H111ZM111 184H109L108 186V188H112L111 186ZM183 184V185H182ZM231 184V185H230ZM234 184H235V186H234ZM207 185H209V186H207ZM226 185V186H225ZM50 186V187H49ZM89 186V187H88ZM179 187L178 186V188H179V190L181 191L180 193L183 195V193H187V191H185L183 188H185V187ZM186 186V187H187ZM231 186V187H230ZM54 187V188H53ZM83 187H85L84 189H83ZM214 187V188H213ZM245 187V188H244ZM55 188H57V189H55ZM59 188V189H58ZM95 188V189H94ZM210 188V189H209ZM244 188V189H243ZM61 189V190H60ZM63 189V190H62ZM83 189V190H82ZM208 189V190H207ZM221 189V190H220ZM244 191H243V190ZM57 190V191H56ZM201 190V191H200ZM224 190V191H223ZM235 190V191H234ZM248 190V189H247ZM55 191V192H54ZM203 191H205V193L206 192H208V193H206V195H205V193L203 192ZM243 191V192H242ZM49 192V193H48ZM53 192H54V194H53ZM84 192V193H83ZM200 192H202V194H201V196H200ZM210 192H212V193H210ZM214 192V193H213ZM215 192H217V194L215 193ZM87 194V196H85L86 194ZM173 193V192H172ZM204 193V194H203ZM219 193V194H218ZM227 193V194H226ZM67 194V195H66ZM171 194V193H170ZM188 194V193H187ZM214 194V195H213ZM226 194V197L224 196ZM233 194V195H232ZM167 195H169V194H167ZM228 195V196H227ZM242 195V196H241ZM166 196V195H165ZM183 196H187V195H183ZM206 196H207V198H206ZM209 196H211V197H209ZM215 196V197H214ZM222 196V197H221ZM77 197H78V200H77ZM169 197V196H168ZM168 197H166V199H168ZM214 197V198H213ZM218 197V198H217ZM229 197V198H228ZM233 197V198H232ZM69 198V199H68ZM99 199H97V201L98 202H100L101 203V201L103 200L104 201V195H102V196H99L98 197ZM104 198V199H103ZM223 198H225V199H223ZM248 198V197H247ZM164 199H165V197H164ZM226 199H228V200H226ZM229 199H230V201H229ZM249 200H248V202H246L245 201V198H242V201L241 202H243L244 201V205H243V207H245L244 208V210H243V208L241 209V207H237L236 205H234L236 208H238V209H236V210H234V206L232 207L233 208V213H231L232 214V216H233V218L231 219V220H229V221H231V222H234V223H236V225H239L238 227L241 229V232H239V234H238V236H237V234H235L234 236H235V241H237V239H238V241L235 243L234 241H233V239H234V236H233V239H232V242H230L229 244L231 245V246H229V247H231V249H233V250H229V247H224V248H222V250H221V248L220 249H218V251L217 252H219V253H217L216 255H218V260L216 259H212L213 257L214 258H217V256L216 255H214V256H211V257H209L210 258V260L207 262V264H218L219 263V261L221 262L220 264H229V263H231V264H242L243 263V259L241 260V258H244V257H247L248 255H247V253H246V247L250 244V243H252L253 245H255L256 244V241L255 242H249L248 240L249 239H251V237L252 238H254V237H260V236H262V234H264V218H262L260 221H258V224H257V222L256 223H251L250 221H248V223L247 222H245V220H246V216H245V214H246V211H247V209H251L252 211H254V210H256V209H258V208H261V209H264V201H260V202H256V201H253V200H250V197L248 198ZM168 200H170L171 201V199L169 198ZM167 200V201H168ZM228 201V202H227ZM251 201H253V202H251ZM75 202V203H74ZM77 202V203H76ZM86 202V203H85ZM94 202V203H93ZM225 202V203H224ZM240 202V203H241ZM262 202V203H261ZM68 203H67V205H68ZM85 203V204H84ZM184 203V202H183ZM231 203V204H230ZM239 203V202H238ZM237 203V204H238ZM250 203H252V204H250ZM256 203V204H255ZM79 206H78V205ZM187 204V205H186ZM259 204V205H258ZM261 204V205H260ZM239 205V204H238ZM249 205H251V207L249 206ZM257 205V207H255V206ZM85 206V207H84ZM93 206V205H92ZM184 206H185V208H189V210L191 209V207H192V205H191V203H188L187 201L184 203ZM188 206V207H187ZM189 206H191V207H189ZM260 206V207H259ZM80 207V208H79ZM83 207V208H82ZM255 207V208H254ZM85 208V209H84ZM89 210H88V209ZM165 208V207H164ZM163 208V209H164ZM193 208V207H192ZM77 209V210H76ZM80 209V210H79ZM82 209V210H81ZM163 209H160V211H162ZM254 209V210H253ZM107 210V211H106ZM106 210H104L103 209V211L102 210H98V211H100V213H103V212H107V213H111V212H113L112 210H109V209H106ZM166 210V209H165ZM165 210H163V211H165ZM168 210V209H167ZM192 211H193V209H191ZM241 210V211H240ZM77 211H78V213H77ZM79 211H80V213H79ZM82 211H84V212H82ZM97 211V212H98ZM102 211V212H101ZM186 211V210H185ZM234 211L235 212H237V214L235 213V215H237V216H235V215H233L234 214ZM184 212V211H183ZM183 212H181V213H183ZM227 212V211H226ZM160 213H163V212H160ZM167 213V212H166ZM165 212H164V214H162V215H165L166 214ZM187 213V212H186ZM192 213V215H194L195 214V212H191ZM243 213V214H242ZM245 213V214H244ZM183 214H184V216H183ZM183 214H181L180 216H182L181 217V219L179 220L178 218L180 217L179 216V214H178V216H177V222L179 223V224H181V226H179V224L178 225H176V224H174V223H177V222H170L169 224L171 225L172 224V227L169 229V231H171V234L170 235H168V238H169V240H164V239H162L161 238V240L163 241V242H161L163 245H161V247H162V250H161V252H159V253H157V255L155 256V259L157 260V262L159 261V263H163V264H172V262L174 261V262H177V259H178V262L179 263H181V261H183V260H187L188 261V258H189V260L192 262V260L194 261V260H197L201 255V253L199 254L198 253V251L199 250H196L195 248H193L194 246L193 245H191L192 243L191 242H194L196 239H199V238H201L202 237V235H206V233H208L211 229L209 228V230L207 231V229H205L206 231H204V230H196L197 232H195V231H192V230H188V231H191V232H189V233H187V232H185V231H187L186 229H184L183 227H184V224H186L185 226H187V224H189V223H194V222H196V220H197V218H195L194 219V222H191V218H193V217H195V216H188L189 214H186L185 215V213H183ZM158 215H159V213H158ZM191 215V214H190ZM72 216V217H73ZM94 216H97V215H94ZM160 217H162V218H160V217H158L157 218V220H159L160 219V222H158L157 220L155 221L156 223H155V225H161L162 224V222L163 221H165V220H163V219H165L167 216L165 215V216H161V214L159 215ZM75 217V216H74ZM185 217V218H184ZM190 217V218H189ZM237 217V218H236ZM190 219V220H189ZM244 219V220H243ZM175 220V221H176ZM237 220V221H236ZM169 221H171L170 219H169ZM185 221L186 222H188V223H185ZM190 221V222H189ZM181 222V223H180ZM184 222V223H183ZM242 222L244 223H246L247 225L246 226H242L241 224H242ZM158 223V224H157ZM183 223V224H182ZM164 224V223H163ZM169 224H167L169 227H170V225ZM225 224H227L226 222L224 223H222L221 222V224L220 223H218V225L217 226H213V227H211V228H220V226L222 227V226H224ZM255 224H257V226L255 225ZM220 225V226H219ZM37 227L36 228H38L39 227V229H40V225H36ZM176 227L177 226V228H179V229H177V228H175L176 230H175V232H174V227ZM179 226V227H178ZM189 226V225H188ZM187 226V227H188ZM254 227V228H253ZM42 228V227H41ZM159 228H160V226H159ZM181 229V231H182V234H183V236H182V234L179 232V234L178 233H176V231L178 232L179 230ZM248 229V230H247ZM253 229V230H252ZM185 230V231H184ZM175 233L174 234V236H171V235H173V233ZM193 232V233H192ZM184 233L186 234V235H184ZM246 233V234H245ZM251 233V234H250ZM253 233V234H252ZM192 234V235H191ZM191 235V236H190ZM240 235V236H239ZM177 236V237H176ZM187 236H189V237H187ZM237 236V237H236ZM264 236H262L261 238H263ZM183 238V239H182ZM245 238V239H244ZM260 238V239H261ZM247 239V240H246ZM243 240H245V241H243ZM247 241V242H246ZM245 242V243H244ZM234 244L235 243V245L237 246V250L240 252H238L237 254H236V247H235V250H234V248H232V244ZM237 243H238V245H237ZM228 244V245H229ZM240 244V245H239ZM185 245V246H184ZM193 246V247H192ZM238 246H239V248H238ZM243 246V247H242ZM46 247H48V248H46V252H47V256L49 257V259H50V262L52 263V264H64L65 262V259H66V255L65 254H67L68 253V249H67V247H65V246H63V247H53L52 248V246H46ZM95 247V248H94ZM189 247H190V249H189ZM34 248H36V247H34ZM33 248V249H34ZM62 248H64V249H66L65 250V252H64V250H61ZM93 248L94 249H96L97 248V250H99V251H102V252H104V251H112V250H117V246H116V242L115 241H113L112 239H108V238H105V237H100V238H98V239H96V241L94 242V244H93ZM244 248V249H243ZM107 249V250H106ZM185 249V250H184ZM192 249V250H191ZM35 250V249H34ZM59 250V251H58ZM220 250V251H219ZM225 250V251H224ZM244 250V251H243ZM61 251H63V252H61ZM174 251V252H173ZM189 251V252H188ZM194 251V252H193ZM183 252V253H182ZM65 253V254H64ZM160 253H161V255H160ZM177 253V254H176ZM233 253V254H232ZM241 253H244V256L243 257H240V256H242L241 255ZM160 255V256H159ZM194 255V256H193ZM237 255H238V258H240V259H238L237 258ZM59 256V257H58ZM64 256V257H63ZM183 256V257H182ZM216 256V257H215ZM232 256V257H231ZM159 257V258H158ZM188 257V258H187ZM191 257V258H190ZM193 257V258H192ZM196 257V258H195ZM58 258V259H57ZM164 258V259H163ZM222 258V259H221ZM159 259V260H158ZM224 259V260H223ZM59 261V263H58V261ZM228 260V261H227ZM241 260V261H240ZM166 261H168V262H166ZM189 261V262H190ZM227 261V262H226ZM174 262H173V264H174ZM195 262V261H194ZM214 262V263H213ZM234 262V263H233ZM183 263H185V262H183Z\"/></svg>",
	"mask_w": 264,
	"mask_h": 264
}]
</instances>
